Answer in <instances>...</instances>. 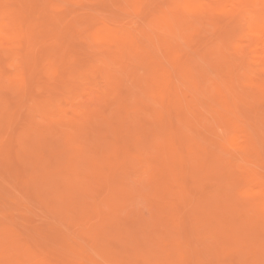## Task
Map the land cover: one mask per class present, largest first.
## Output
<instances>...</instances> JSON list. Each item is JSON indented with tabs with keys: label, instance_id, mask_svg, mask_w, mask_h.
<instances>
[{
	"label": "bare ground",
	"instance_id": "6f19581e",
	"mask_svg": "<svg viewBox=\"0 0 264 264\" xmlns=\"http://www.w3.org/2000/svg\"><path fill=\"white\" fill-rule=\"evenodd\" d=\"M7 1H5V2H7ZM38 1L39 0H35V1L34 0H24L23 2H25V4H27L25 7L27 10H28L27 7L31 8L32 6H34V3L37 2V3H35V6H36L35 7L36 9L34 10L35 12L28 10L26 13V11L24 10L25 11L24 12L23 9L21 10L20 6H18L17 4L16 5L19 7L18 9H16L17 7L14 6L15 4L13 5V4H10L8 2L5 3L4 0H0V114L2 112V114L0 115V124L2 125V128L4 130L3 137H1V138L3 140H6L9 137L7 140H9V139L12 140L10 136L13 137V135H14L13 138L16 139V134H17V139L18 138L20 139V140H18L19 144L17 146L21 145V146H19L21 149L23 147H25L26 150L29 151L28 152L29 154H27V152L23 153L25 148L22 149L23 151L17 150L15 148L16 146H14L13 142H12V144L10 143L11 141H9V143H10L9 145H13L14 151H15V149L17 150L18 154H15V156L20 155L21 153H23V154L26 153L27 155L26 154L25 155L29 159L24 157L25 155H23V154H22V158L24 157L23 159L27 160L26 162H29L28 160H30L29 163H32V164L25 163V161H24V164H27L28 167H27V165L24 166V164L22 166L21 164L23 163V161H22L23 159L20 158L21 155L19 157L21 160L19 158L17 159L16 162H18V160H20L19 161L20 165L18 164L17 170L22 167L20 169L21 172H20V170H18V172H17V174H19V173L22 174V175L19 174L16 178V179L20 178V180H17L18 182L15 181L18 183V184L17 183L16 184L19 185V187H17V188H19L21 190L20 184L22 183L23 185H21V187L24 186V188L27 189L26 191L28 192L29 188L34 190V187H31V186H34V184H35L36 185L35 187L38 189V190L36 189V192L40 191L39 189H43V188L45 189L46 188V192L49 193L51 191V189H54V186L56 187V185H57V187H58V185H59V189L61 188L60 186H63L62 187L63 189H61L63 193L62 192L61 193L57 192V193L60 195L61 194L67 195L65 198H63L64 196L62 197L63 199L68 200L66 202V204H65V202L63 203V201L61 200L63 203V205H62L63 208L65 207V205H67L65 208H68L67 216L65 215L66 219L63 218L64 216H60V214H59L60 219L63 218V220L66 221L65 222L66 224H65L64 221L62 220V222L65 224V226L67 225V223L72 226V223H73L75 225H73L72 228H74V226H78L76 224L77 222L79 223V221L84 220V218H88V216L91 217L92 215H90V214H92V213H94V217H96V218L98 215H101V217H103V218H101L100 221L98 219L99 217L97 218V220H94L95 218L91 217L92 220H94V222H99V223L101 222L100 225H99V223L96 225L95 224L92 225V226L97 227V228L95 227L97 229L96 230L97 232H95V231H92V232H95L96 235L100 234L101 238L105 239L106 234H110L113 230L115 232L117 231L116 236H115V234L112 233L111 237L113 235L115 236L114 238L117 241L114 240V243L116 242V244H117L120 242V244H117V248L115 245V248H116L117 252H119V253H121L119 249L124 248L122 246V245H124V243H126L125 244L126 250L129 251L127 244L129 242L132 243V241L133 242L138 241L140 244V242H141L140 238H141L142 240H144V242H146V244L149 245V247H147V246L144 247L145 244L143 245L142 243L140 244L141 246H139V247H138V243L137 244L134 243L135 245H132V246L134 247L137 245L138 248H141V247L144 248L145 252H143V253H145V255H144V257L142 256V259H141L142 261L138 260L139 262L141 261L142 264H211V263L214 264L216 262H218L219 264H227V263H231V264H264V263H262V262H264V257H263L264 255L262 254V252L264 251V240L263 241H257V240H259L258 236H260V240L264 237V234L261 236V234L264 233V179H263L264 175H262V177H261L260 176L261 174H259L258 171L256 170V168L254 167V164L256 165L257 157L260 159L261 158L260 156L263 152L262 151L260 152V148L258 146H256L257 137H256V135H253L255 132H257V130L255 131V126L252 125V128L254 127L252 129V131L253 130L255 131L252 134V132L249 131L250 129L246 128V123L241 118L242 115L239 112V104H240L239 101L243 97L242 96L243 94H246V97L250 100L248 105L257 106V104H256L258 102L257 100L260 101V98L263 101V104H262V101H260V103H258V105L262 104L261 108L264 105V0H167L166 8H165V6L163 7L162 5H159L157 8L156 7L154 8L155 10L157 9V11H155L154 9L151 11V9L153 7L152 8H150L149 6L146 7V3L148 5H150V3H153V1H156V0H147V2L145 0H45V2H44V0H42V2L40 1L39 3L40 4L43 3L44 6L42 8H39V9H38V7H40L42 5L39 6ZM60 1L69 2L68 4L71 7L74 5V8H76V11H77V8L84 10L87 7L91 6L93 8L94 13L93 14L89 13V12H91V7H90V10H88L89 8L86 10L89 12L81 13L83 11L82 10L81 12H79V14H76L75 9H73L72 11L75 12L76 16L74 15L75 17H72V20H74L73 18H75V21L77 22V28L75 29V21H72V22H74V28L72 27L73 24L71 25V23H70L71 28L69 26L70 30H68V23L69 22H68V20H65L66 19L65 17H67V16L64 15L63 10H67L66 12L69 13L70 11H68V10H71L72 8L69 7L70 8L69 9L68 5H65L66 3L65 4H63V2L60 3ZM9 2H11V0H9ZM21 2H19V3L21 4ZM23 2H22V4L25 6V4ZM14 3H15V1H14ZM36 4H38V7ZM61 4H63L65 9L62 8L63 6ZM127 5H130L131 9L133 7L132 11H130L131 13L133 12V14L137 11L138 8H140V12L137 13L139 16L142 14L143 9H145L147 11L145 13V15L148 14V17L145 16L147 19L145 18L146 20L144 21V23H146L145 28H143V26H142L144 24L139 23L140 19H137L138 22H135V21H133V22H135L134 25L137 26L139 24L138 27L142 26L143 29L141 27H140L141 29L140 28L138 29V27L136 28V26L133 27L134 25L129 27L126 24H122L121 22L119 23L117 21L118 17L116 18V16H114L116 20L111 18L114 15L113 13H115L114 11H111V8H112V10H115L116 12L118 10L120 12L122 11V13H120V12L119 13L124 15L125 13H123V11H125V12L129 11V9H128L129 6L127 7ZM13 6L15 7V9L13 8ZM109 6H110V9L108 8ZM155 6H157V4ZM101 8H102V10H104L106 8H107L106 9L107 11L109 10L108 12L107 11L106 12L110 13V14H107L106 12L104 13L105 15L107 14L106 16L108 18L106 16L104 18L103 17L100 18L101 15L99 16V14L95 13V12L100 11V14H101ZM134 8H135V10H134ZM141 9H142V11H141ZM29 11L31 12V14H28ZM72 11L70 12L71 15L69 14L70 16H73ZM62 13H63V15H62ZM133 14H131V16ZM69 15H68L67 19L71 18V17H69ZM109 15H110V17H109ZM143 15H144V12H143ZM225 16L228 17V19L225 18ZM223 17L226 20H223ZM135 18H136V15H135ZM220 18L225 23L227 20H230L229 23H231V26L233 28L230 27V25H228L227 23L223 24L222 21H220L221 20ZM122 19H125V18H122ZM142 20H144V19L142 18L140 21L143 22ZM136 23H138V24H136ZM197 24H202V25H200L202 28ZM59 25L62 26L61 32L60 31L58 32V29L61 28ZM203 25L204 26L206 25V27H204V28H208L211 31L210 32L209 30H207V33L209 32L210 35L213 33L211 28H213V27L215 28L214 29L215 31L212 34V35H215L213 39L211 37H209L210 35L208 34V38L210 41L208 43H206L205 41H203L201 39L204 36H203V33L201 34L200 32L206 31V29L203 30L204 29ZM208 25L209 26L212 25L213 27L209 28ZM133 28H134V30L135 29L141 30V31H139L140 34L148 37V40L151 44V47L149 46L150 48H152L154 50L155 49L161 50V52L159 51V54H158L157 50H155L157 52V53H155L154 50H151L149 48L152 51V53H151L150 50L148 49V51L151 53V55L156 54L155 56L161 55L163 58L166 57L167 61H169V63L171 62L172 63L171 65H173V67H174V69L172 68L171 70H175L176 73L173 71L171 72V70H168L169 68L165 67L166 64L165 63L163 64V61H162L163 58L162 57H161V59H150L149 58L150 57V55L148 54L149 52L147 53L146 50H144V46L148 47L147 46L148 44L147 45L143 44L144 46L139 45L138 41L140 40V36H139V34H135ZM137 30H136V32H137ZM199 35H201V36H199ZM204 35H205V33H204ZM143 36H142V42L140 41L141 43H143V40H145V38H146L145 36L144 37ZM196 36L199 37L198 40L201 39L206 44V48H207L206 50H203V52H201L202 49H199V52H198V48H195V49H197L196 52H198V55L200 57L204 58L202 60L203 61L205 60L204 62L209 64L208 66L211 68H207L208 67L207 64H206V66H203L202 64H199V63H198L199 65H194L192 63L193 57L191 58L192 59L191 61L189 60V58L188 59L186 58V60L183 59V55L178 48L180 45V42L183 41L182 46L185 43L184 46L187 48L184 49L183 53L187 54V50H189L191 52V48L193 47L191 45V43L195 42L194 40H195ZM44 38H45V40H44ZM70 38L77 39L76 41H78L79 45L81 46L79 52L83 55V60L82 59H81L82 61L79 60V56L81 54L76 56L78 58V60H76L77 59L76 57H74L75 60H74V58H71L74 60V62L76 61L77 65H78L77 68H76L75 63L73 64V60L71 62L70 58H68V56H72V55H74V52L76 53L78 51V49L76 51L75 46H74L77 44V43L74 44L76 41L72 42ZM205 38H206V36L204 37V40L208 39V38H206V39ZM46 39L47 40L49 39V41H48L49 43L47 42ZM180 39H182V41ZM1 40H3V42ZM201 40H200V42H201ZM41 41H45V43H47V45L43 46V48H41V47H42V44L44 45V43H42ZM186 42L191 46V48H188V45ZM39 43H41V44L38 45ZM193 44H196L195 47L200 46V45H198L199 43H197V38H196V43H193ZM200 44L204 45L203 43H200ZM211 44H212V46L214 44L216 46L212 47ZM234 44L235 45L237 44V45L235 46ZM238 44L240 45L241 48H238L239 47ZM79 45H78V48H79ZM208 45L211 46L212 48L208 49L209 48V47H207ZM38 46L39 47L41 46V47L39 48ZM182 46L180 45V48H182ZM184 46H183V48H184ZM231 46L232 47L235 46L233 49L235 50L234 52H235L236 57H239L237 55H240V54L242 55L240 60H233V59H235V57H233L234 54L231 57L228 54V53H231V51H232V53H234ZM142 47H143V49H142ZM236 47L239 50L240 49L242 50V52L241 51L239 52L240 54H238V53L236 54V51H237L235 49ZM199 48H203V46L199 47ZM227 48L228 49L230 48L232 50H230V51L228 50L229 52L228 51L226 52ZM141 49H142V51H141ZM185 50H186V52H185ZM196 52H195V54H196ZM2 53H5L6 56H14L15 57V55H17V56H19L18 58L22 59V63L19 66V69L21 68L20 69L21 73L18 76L17 75L15 76V74H16L15 69H17V68L12 67L14 65H12V66L8 65L11 67V70L14 68V70H15L14 75L11 74V73H13V70H12V72L11 71L7 72V71H9L10 67L6 71L7 62L4 60ZM127 53H130L131 55L129 54V56H128V55H126ZM160 53H162V54H160ZM226 53H227V55H226ZM133 54H138V55H133ZM139 55L142 58V59L140 58L141 60L138 58ZM148 55H149V57H148ZM191 55H192V53H191ZM125 56H128V57L131 56V58L136 56V58L135 57L134 58H135L137 65L142 60H146L144 62H148L147 66L146 65H143V66L140 65L142 68L144 66H146V67L143 68L144 70H141L142 68L139 69V71L141 70L140 72L138 71L139 77H137V78H135L136 76L131 77V79L135 78L134 81L136 82V85L134 82L131 83L132 85H135V86L126 84V83H128V81L126 79H123L124 76L126 77V74L123 73L124 71L122 69H119V68H121V66H122V68H124V67L126 68V66H127L128 70L125 68L124 69L126 70V72L127 71L130 72L132 70V74L134 73L133 71L136 70V69H134V67H137V66L135 63H134L135 65L133 66V62H132V60H134V59H130V58L127 59L128 57L126 58ZM225 57H226V60L224 61L223 59ZM38 58H40V60H41L40 63L39 62L37 63ZM125 58L127 61H125ZM231 58H233V59H231ZM28 59H35V62L37 63L35 65V67L37 65L41 64V65H39L41 67V69L38 68V66L36 68H38L37 69L38 71L43 70V72L46 75L45 81H47V83H49V85H47V87L51 86L52 88H53V84L51 85L50 83L54 80L57 81V78L58 79L60 78L57 81L58 84H59V82L62 85L65 83V82L64 83L62 82L63 80L62 81H60V80L63 78V77H61L62 74H64V75L66 74L65 77H66V79L68 78L67 72L69 74L71 72V76H69V77H71L72 79H75L74 81H77L78 83L81 81L84 82V80L86 81V80H88L87 78L92 76L93 79L89 78V79H92L91 80L92 82L91 81L90 82L92 84H98L99 78L96 79V77L100 76L99 75L101 72L100 68L102 67V65L106 66L105 72H107L109 79H113L114 75L117 76L116 71H118V70L115 71V68L119 67L118 72H120V70H122L123 71V72L121 71L122 74L123 75L125 74V75L123 76L121 74L122 77L118 78V81H120L122 78L124 80V82L122 81L121 86L118 87L120 89V91L118 88L114 89V90L116 91L115 94L117 93V90H118V92H120V94L114 95V93H112L114 96H112V95L107 96L108 98L110 97V99L114 97L113 99L117 100V105L112 102L113 100L111 101V104L113 103L116 106V108H115L116 113L114 112V110H112L113 113H108L107 112V109H108L107 106H105V108L107 107L106 110L102 109V108H104L103 104L108 103V101H110L108 98H106V96L101 98V99L106 98L107 102L104 103V101L102 100L101 104L98 105L99 108L97 107V109L99 111H101L100 109H102V112L106 113L107 116H109V114H110V116L113 115L112 117H105L106 115L105 114L102 115L103 114L102 112L99 113V115H98V113H94L95 111H98L97 109L94 110L93 112L87 113L89 115L92 113L91 114L92 116L95 114L98 115L97 118L95 119L96 122H97V119L99 116L100 117L104 116L103 117L104 119L102 117L101 118L99 117V119H98V122H99V120L105 121V122L102 121L103 123L98 125L102 129V131H101L100 127L98 128V126H96V124H98V123H96L95 120L90 119L92 117L91 115L89 118L86 116L87 114L84 113L86 115L83 116L82 118L80 116L81 119H78L79 117H78L77 111L75 109L70 110L72 115H71V113L69 114L67 107L65 106L66 107L65 108L63 106L64 105L63 101L64 100L67 101V99H68V97H67L68 92L62 91L63 94L60 93L61 91L59 92L60 95L62 94L61 98L65 97V96L67 97L66 99L62 98L64 100L62 101V103L61 102L59 103L61 98H60L59 94L58 95H59L60 99L56 96L57 95L56 94L57 87H56V89L53 88L54 91H52V92H55V94H53L52 92H51L52 94L49 93L51 95H54V97L53 96H51L50 98L44 97V94H43L44 91H43V93L41 91L42 95L39 92L41 97H39L38 99L36 97L37 103H35L34 102V97H35L34 94L37 96L38 91L36 93H34V91H36V89H34L36 86H33L34 82L32 84V81H30L29 79L30 78L33 79V77L35 78L38 75H37V72H35L36 76H33L35 74L34 73L35 69H33L32 67H34L33 65L35 64V62H33L34 64L32 63V66H31L27 62V61H29ZM69 60H70V63H69ZM137 61H140V62H137ZM19 62H21V61H19ZM130 62H132V64ZM79 63H80V65H79ZM68 64L69 65L73 64L74 66L72 65L73 67L71 69L73 71H76L77 73L76 72L74 73L73 71H71L70 66H68ZM16 65L18 66L19 63H17ZM79 66H80V68H79ZM129 66H130V68L132 67L131 70H129L130 69ZM69 69H70V72H69ZM74 69H76V70H74ZM209 69H210V71H209ZM62 70H64V71L62 72ZM65 70L67 71L66 73H65ZM208 71L211 72V73H209V75H208ZM214 71L216 73V76H218V73H219V75L221 74V76L218 79H216V78L214 79L213 76L215 74L212 75V72H214ZM17 72H19V71H17ZM8 73H10V74H8ZM72 73H74V76L75 75L76 76L74 77ZM113 73H115V74H113ZM177 74H178V76H177ZM128 75L131 76V74H128ZM210 75L213 77V79L211 77H209ZM93 76H96V77L94 78ZM76 77H77V79H76ZM199 78L202 79V80L200 79L201 85L204 83L205 88L203 87L202 88L203 91H200L199 94H195V93H197L196 88H195V86H196L195 83H197V80ZM109 79H108L109 82L108 81L107 82L110 85V83L112 84V81ZM131 79H129V80H131ZM7 80H9V81L7 82ZM78 80H80V81H78ZM210 80H213V81L210 84L208 83L209 85L208 84L205 85ZM245 80H246V83L254 91H251V90L241 91V90H239V88H241V87L238 88L239 84L236 85L235 82L236 81L242 82ZM115 81H117V80H115ZM202 81H203V83H202ZM37 82H38V86H39L40 81H37ZM44 82H41V84H43ZM66 83H69L68 79H67ZM78 83H76V85H74L75 83L73 82V86H77ZM117 83L118 82H116V84ZM69 84L64 88L67 91H69V95H70L71 94L70 88H72L73 86L71 85V87H69L67 89ZM80 84L82 85V83H80ZM86 84H88V83H86ZM123 84L124 85L126 84L125 87L127 85L129 86L128 88H126L127 90H129L130 88H136V89L133 90L132 92H131V90H132L131 89L130 92L129 91H128V93L125 92V94H127V95H124V94H122L123 93L122 91L126 90V89H123V88H125ZM34 85H36V82ZM83 85H85V82L83 83ZM192 85H195V86H192ZM197 85L200 88L199 83H197ZM5 86H7V87H5ZM30 86L31 87L33 86L34 91H29ZM116 86L117 85H115L114 87L116 88ZM59 87H61V86H58V88ZM110 87H111V85H110ZM5 88H7V89H5ZM14 88L18 89L17 90L18 94H16V98H18L17 99L18 102L20 99L17 96L18 95L20 96V94L27 96L28 99L26 98V100H24V101L29 102V100L33 98V102H34V103L30 102L33 105H29L28 103L23 102L24 103L23 106L25 105V103H26V106L28 105L27 107L26 106L24 107V109L25 108L29 109V112H27V110L25 109L26 114L28 113L32 117H29L28 114L26 116H23L24 118H26L27 116L29 117V118L25 119L26 124L24 123L25 122L24 118L21 117V119L24 121V122H22L23 126L21 124L19 125L20 127L22 126V131H21L20 127L17 125H15V129H13L14 126L13 127L9 126V124H10L9 113L12 112L11 110H14V108H10L11 106H9L10 104L8 102H11L12 100L10 99L11 101H8V99L5 97V94L8 96L9 95L8 93H11L10 91H12V90L15 91ZM52 88H50V89H52ZM38 89H41V88H37V90ZM44 89L42 88V90H44ZM73 90H74V88L71 89L72 94L74 92ZM94 90H95V88H94ZM110 90H112V89L110 88ZM205 90H206V92H205ZM47 91L48 90H45V94L48 95V93H46ZM198 91H199V89H198ZM255 91H258L257 93H259L258 94L259 98L257 97L258 95ZM29 92L34 93L33 95L31 93V95L33 97H31ZM111 92H113V90ZM201 92H203L204 94L208 93V94L204 95V97L208 95L207 97H205V98H207V100L204 98L206 101L203 100L202 96H201L202 98L200 97V95L203 94ZM57 93H58V91H57ZM129 93L130 94L133 93L132 95H130V96H132L131 98L133 99V102L129 96ZM39 94H38V96H40ZM72 94H71L72 97L69 96L70 99L73 98ZM106 94H109L108 90H107ZM194 95L195 96L198 95L197 96L199 98L198 100H200V98H201L205 103H210L209 100H211V98L209 96H211L213 98L211 100V102H213V103H210V105L209 104H207V105L212 107V104H214L213 106H214V108L218 114V117H219L218 118L219 119L218 121H220L219 123L216 122V125H215V122H213L214 124L211 127L212 123L209 122V118L215 113L214 108L212 107L213 109L212 108L210 109L208 107L210 109V112H208V113L211 114V112H213V114L209 115L210 117L207 116L208 120L207 119L205 120L203 117L207 115L206 113H205L206 115L204 114V112H206L207 110L205 107H203V108H205V110H202L200 105H199V107H200L199 108L197 103H194L195 102ZM29 96L31 98H29ZM115 96H116V99H115ZM126 96H128V97L126 98ZM52 97L54 99H52ZM55 97L58 100H56ZM16 98H15V100H16ZM128 98L130 99L129 101H127ZM15 100L12 101L13 104L17 103L16 102L17 100L16 101ZM198 100L196 98V102ZM202 100H200L199 102L202 103L203 102ZM130 101L132 102V104L130 103ZM85 103H86V101H85ZM205 103H204V105H205ZM108 104L111 105L110 102ZM102 105H103V107H102ZM217 105H218V107H217ZM17 107H18V105H17ZM178 107H179V110L183 112V114L181 115L182 118L180 120H179V118H177L178 120L173 118V117L176 118V117L180 116V114H181L180 111H179L180 114L178 113L179 115L173 114V111H175V113H177L176 109ZM247 107L248 106H246V108ZM6 108H9L10 112L7 111L8 109H6ZM174 108H175V110H173ZM240 108H242V107H240ZM246 108H245V110H246ZM22 109H23V107L20 110L22 111ZM187 109L189 112L186 111ZM251 109L252 108H249L248 109L249 111H244V109H243V111L245 112V114L243 113V116L246 115L247 113H250V115L248 114L249 116H247V117L245 116L247 119H248V117H250L253 114V113L251 114V112H252ZM66 110H67V113L69 115L66 114V112H65ZM192 110L194 112H192ZM35 111H39V112H41L40 114H43V116H45V118L40 116L43 118L42 121L44 120V122H45V119H47V118H48V120L50 119V121H48V122H50L49 124L51 126L49 125L50 127L46 128L47 130L42 128V126L41 127H35L36 124L39 126V123L37 122V119L39 116L38 117L35 116ZM108 111H110V110H108ZM195 111L198 114L197 113L195 114ZM262 111H264V110L262 109ZM149 112L151 115L155 116L154 120L150 121L151 122L150 124H149V119H146V116ZM258 112H259V110H257L255 112V113H257V116L259 114ZM20 113L22 115V112H20ZM171 113L173 114V116H171ZM199 113H201L204 116L201 117L202 115ZM81 114L82 113H80V115ZM84 114H82V115H84ZM12 115H14V114H11V116ZM17 115H19V114H17ZM96 115L94 117H96ZM36 117H37V119L35 121L34 118H36ZM245 117H243V118H245ZM253 117H255V116H251L250 118L254 119ZM172 118L174 120H177V122L173 121ZM202 118H203V121L205 120L204 124L201 121ZM212 118H214V117H212ZM215 118H216V116H215ZM113 119H115V120H113ZM247 119H246V121H247ZM258 119H259V122L264 125V117L258 116L257 121H258ZM5 120H7V123L5 122L3 124L2 122H4ZM15 120H17V117ZM15 120H13V121H15ZM213 120L210 119L211 122ZM90 121L94 122V126H93V122L91 123ZM207 121H208V124L209 123L211 124L210 125L211 128H209L207 126ZM20 122H18V124ZM46 122H47V120H46ZM196 122H197V124H196ZM88 123H90V124H88ZM104 123H106L107 125ZM114 123H115V126H114ZM198 123L199 124L202 123L201 124L202 126L199 125ZM222 124H224V126ZM90 125H92V127ZM248 125L250 126V123ZM9 127L12 128V130L14 132L10 131L11 129ZM17 127L20 131L16 130ZM23 127H24V129H23ZM57 127H58V130H60V128H61V131L64 130L66 132V134H63L64 136H61L60 134H62V133L59 132L60 134H58V132H57L58 130L57 131L52 130V129H57ZM64 127H66V128L63 129ZM86 127H88V129ZM89 127H91L92 130ZM261 127L263 128L262 125H261ZM2 128H0L1 131H2ZM67 128H68V130L66 131ZM95 128L98 131H101V132H99L100 135H98V132ZM110 128L112 129L113 133L110 131L111 130ZM200 128H202L203 131ZM85 129H87L86 130L87 133L85 132ZM104 129H106V130H104ZM177 129L180 131L178 132ZM257 129L259 131L258 132V134H259L260 133V130H259L260 127ZM108 130H109V132L107 133ZM204 130L206 131V133L208 135H211V137L208 136L206 133H203V132H205ZM105 132H106V134L112 135V136H108V135L105 136L106 135V134H104ZM209 132H210V134H209ZM14 133H16V134H14ZM54 133L55 134L57 133L60 136L56 135L55 137H57V136L58 137L55 139V137L52 136V135H54ZM84 133L87 135H85ZM90 133L95 134V135L89 136ZM191 133H195V134L192 135ZM261 134H263V135H261ZM261 134H259L260 140L262 139L263 143H264V133H261ZM0 135H1V133H0ZM97 135H98V137H97ZM200 135H201V137L199 138L198 136H200ZM88 136L90 139L88 138ZM175 136H177V138ZM254 136L256 138H254ZM91 137H93V138H91ZM83 139L86 141L84 142ZM92 139H94V140H92ZM95 139H97V140H95ZM177 139L180 140L179 143H178ZM51 140H53V141H51ZM260 140H259V142H260ZM57 141H58V143H55V145H52V144H54V142H57ZM88 141H89V143H88ZM99 141L101 143L98 145L97 142H99ZM177 143L180 144L181 146L178 145ZM5 144L6 143L4 142V145L1 144L2 146L1 145L0 146L4 147V146H6ZM47 144H49L48 147H46ZM85 144H87V145L90 144V145H92V146L94 145V146L92 148L91 146L89 147V145H88V150H87V148H86L87 145H85ZM22 145H24V146H22ZM179 146L185 151L182 150V152H181ZM232 147H233V149H232ZM153 149H156L155 151H158L159 153L158 154L155 153V155H158V156H155V158H153V160L156 159L155 161L152 162L150 160V162H149L150 165H153L151 167L152 171H150V174L153 175L155 177V180H157V181H159V179H160V181H162V179H163V182L155 183L153 181V182H151V184L153 183L152 185L151 184L147 185V187L144 186V188H146V190L144 188H142V186L140 184H139L140 187L137 185L138 187H136V188H140V189L142 188L141 190H144L142 193H144V194L146 193L145 194V196H146V195H148V191H149V190L147 191V188H149L150 186L152 187L154 185V187H152L153 189L150 188V191L152 194V190H155V192H154L155 195H151V197L153 196V199H154V196H157L156 194H160L161 196L158 195L157 198L159 199L161 197L160 198L161 200L156 201L157 204L156 205L154 204V206H152L150 204L152 208L157 206L156 210H155V208H153V209L150 208L151 211H153V212H154V210L156 211L152 214V216L150 214L151 219H148L150 217H147V216L145 217L142 215L143 211L141 212L139 208H141V207L144 208V206L140 207V205L138 204L139 207H137V209H139L138 211L141 212L140 215L142 216L140 218V215H138L139 213L137 214V212L136 213L134 212L136 215L133 214L134 210L137 211L136 206L135 207L129 206V207L133 208L131 210V208L130 209L128 208V205H130L129 202L127 204H124L125 202H123V200H120L119 198L121 197V199H122V196L126 197V194H128V191H124V190H127V185L125 184L126 180L129 177L131 178L132 176H134V179H135L136 177H138V175H140L139 174L140 171L137 172L138 175L136 174V171L139 168H135L133 166V167H131L132 170H130L127 163L132 165L131 163L134 162V164H139L140 167H141V164H142V166L145 165V163L143 164V162L145 160L144 158L151 159L152 157H154V154H152L153 156L151 155V157L148 156L150 154L146 155V153H148L150 150L152 152H155V151H153ZM235 149L238 152V154L235 151H233ZM11 150L8 149L7 151L6 150H2V151L8 152ZM14 151H13V153H14ZM20 151H22V152L19 153ZM47 151H49V152H47ZM152 152H150V153H152ZM185 152H186V154H185ZM0 153H2V152L0 151ZM15 153H16V151H15ZM239 153H241V154H239ZM87 154H88V156L89 155H92V156L88 157ZM238 155L240 157H238ZM241 155H243V158L245 157L246 161L242 158ZM236 156H237V158H236ZM49 157L53 161H50ZM84 157H86V159L88 157V160L90 158L89 163L92 164L91 167H89L90 164L89 165L87 164L89 169L86 167L89 170L88 172H90L91 176L93 177L92 178L93 180H91V176L88 178V181H90V180L92 181L90 183L87 182L88 184L84 182L85 179L83 180V176H82V174H86L87 171L83 168L82 169L83 172H82V170L79 168L80 166L78 165L79 160H81ZM156 157H158V158H156ZM254 157H255V159H254ZM241 158L245 161V165H244L243 171L238 167L241 170V172H239L238 169H236V167H237L236 165H238V164H236L237 162L234 159H241ZM88 160H87V163H88ZM146 161H147V159H146ZM20 162H22V163H20ZM81 162H82V160H81ZM156 163H158V164H156ZM79 164H80V162H79ZM85 165H86V163H85ZM29 166H30V169H28ZM126 166H127V168H126L127 172H128V170H129V172L130 171L133 172L134 171L133 169H136L135 173H133L134 175H132V174L130 175L129 173H125V172H121V171H119V173L120 172L123 174L125 173L124 176H123V174L121 176L118 175L117 170L120 168L126 167ZM23 167L26 170L23 169ZM148 169H150V168H148ZM23 170H25L26 172L30 171L29 173L31 175L29 176V178L26 175H25V178L21 177L24 174H26L25 171L23 174ZM84 170H85V172H84ZM33 173H34V175H33ZM145 173H146V171H145ZM182 175H184V176L188 175L190 177L192 182L190 181V179L188 182H189V184H191V183L192 184L188 185V186H189V188H191V190L193 188L192 191H190V189L186 190V188H184L185 190L183 191V188H181V186H180L181 184L177 185V186L180 187L184 193L182 191H179V189L177 187H175L174 182H175L176 178L177 179L179 178V182H180L181 180H180L179 176H182ZM153 176H151V177H153ZM156 176H157V179H156ZM158 176H160V177H158ZM26 177H27V179H26ZM213 177H216L217 181H213V180H215V178H213ZM44 178L46 179L45 182L43 180H42L43 182H41L40 180L44 179ZM85 178H86V176H85ZM125 178H126V180H125ZM149 178H150V176H148V180H149ZM167 178H169L168 181H171L170 183L166 182ZM186 178L184 177V179H186ZM138 179L140 180V178H138ZM173 179H175V180L173 181ZM208 179H211L212 182ZM146 180H147V178H146ZM146 180H144V178H143V183H144V181L146 182ZM151 180H153V179L151 178ZM46 181H48L49 183L48 182L46 183ZM129 181H131V180L128 179L127 182L129 183ZM172 181H173V185L171 184ZM208 181H210V182H208ZM19 182H20V184H19ZM40 182H41L40 185H43L45 187L39 188ZM61 182H62V184H61ZM95 182H97V184H96L97 186H95ZM98 182L101 184H99ZM131 182H130V184L133 183L134 185H136V184H138L139 181H136V184L134 182H132V183ZM252 182H255L256 184L260 183L259 185H260L261 189L260 188H259V190L255 189V191H254V187L251 186L253 188L250 191L249 185ZM36 183H38V185ZM42 183H44L46 185H48V184L51 185V186H49L50 190H49L48 186H47L48 187L47 188L46 185H44ZM237 183H239L240 186H242V187H240L239 184H237ZM133 184H132V186H133ZM147 184H149V181L147 182ZM186 184H187V182H186ZM256 184H254V185H256ZM27 185H29V188L27 187ZM192 185H193V187H192ZM98 186H102L103 188L98 187ZM40 187H42V186H40ZM51 187H53V188H51ZM155 187L158 189V191H157V189H154ZM182 187H184V185H182ZM237 187H240V188H237ZM24 188H22V189H24ZM99 188H101L103 190V193L101 190H99ZM134 188H135V186H134ZM25 189H24V191H25ZM64 189H65V191H64ZM55 190H56V188L54 190H52L53 192L51 195L48 194L49 197L54 194ZM26 191L24 193H26V195H27L28 193ZM68 191H70V193H73V195H77L76 198H74V196L72 197V195L70 196V194L64 193V192H68ZM129 191H130V189H129ZM156 191H157V193H156ZM16 192H17V194H16ZM16 192L14 191V194H16L17 196L18 195L20 196V193H21V195H24V194H22V192L19 193L18 190ZM43 192L45 193L44 190L42 191V193ZM136 192H137V190L135 191V194H132L133 191H132V193L130 191L132 196H131V194L128 196L129 197L131 196V199H132V197H134L133 195H135L134 199H132V200H135L136 196H139L138 198H140V195H141L140 192H138L139 195ZM29 193H31V191H29ZM47 193H45L44 195L47 196ZM182 193H183V195H182ZM197 193H198V195H197L198 198H194V195H196ZM31 194L33 195V197L36 196V198L38 196L37 199L36 198H34V199H36V202H37V200H38V202H40L39 205H41V204L43 205V206L41 205L42 210H43V207H45L44 210L45 209L47 210L48 207L46 208V206H47L48 201H49L50 205L52 203L51 206H54L53 205L54 201L58 200L57 197L55 198V194H54V196H52V198L50 197V199L48 196L47 197L45 196L46 200H44L45 199L44 198L42 201H41V199L43 196L40 195V193H39V195L41 197L39 195H36L35 192H32ZM122 194H124V195H122ZM16 195H15V197H16ZM128 196L126 198L123 197V199L124 198L127 199ZM145 196L143 195L144 198L149 197V195L146 197ZM23 197L24 196H20L18 198H21L20 200H22ZM39 197H40V199H39ZM18 198H17V200H18ZM26 199H27V197H26ZM118 199H119V201H118ZM150 199H152V198H150ZM8 200L9 199H7V201ZM110 200H112V201H110ZM7 201L5 203H7ZM44 201L47 203H45ZM61 201L59 203V200H58L57 201L58 204H62ZM138 201H139V199H138ZM118 202L119 203L121 202V204L118 205ZM156 202L154 201V203H156ZM195 202H197L196 207L194 205ZM5 203L3 202V207L5 206ZM43 203L45 204V206ZM150 203H152V201ZM182 203H183V205L185 203H189V205H190V203H191L192 204L191 206L195 207L194 211L192 210L191 215L196 217V218L199 216L198 220L195 219L197 224L192 227L193 229L189 228V229H191V231H188V232L186 231V228H183L186 224L183 225L182 223H180V220H181L180 216L181 215L179 216V214L184 212V210H183V212H180L182 210L183 206H179V204L181 205ZM56 205H57V203H56ZM126 205H127V208L129 210H131V212H129V210L127 209L128 211H126V214H124V215L120 214L123 212L125 213V211L122 212V209L126 210V208L125 209L123 208V206L126 207ZM189 205H186L187 207L186 206L184 207L185 210L186 209L188 210ZM60 206L61 205H59V208H60ZM178 207H180V208L182 207L181 209L179 208L180 213L176 212ZM229 207H230V209L231 208L232 209L230 210V213L228 212L229 210H227V212H226L227 214L225 215V211L223 209H226V208L229 209ZM23 208L26 209L27 207L25 208V206H24ZM191 209H193V208L190 207L189 211ZM3 210H5V209H3ZM6 210H7L6 212H8V209H6ZM29 210L27 211V209H26L25 212L29 213ZM44 210H43V212H47L46 210L45 211ZM64 210L66 211V209H64ZM70 210H72V212ZM106 210H108L109 213H107L108 211L106 212ZM222 210H223V212H222ZM60 211L63 212V214H64L63 210H60ZM1 212H3V211H1ZM51 212L52 211H50L49 214L55 215V214H52V213H55V211H53L52 213ZM127 212H129V214L130 213L131 214L128 215ZM74 213H76V214L78 213V214L76 215ZM106 213H107V215H106ZM189 213H191V212H189ZM2 214H1L2 217L0 216V220L4 216H5V219H6V217H8V219L9 218L11 219V217H12V216L11 217L6 216L5 213L3 215ZM56 215L58 216V213H56ZM126 215L129 218H132V216L135 215V218L137 219L135 221H138V217H137V215H138L140 220L144 221V218H145V221L141 222L142 223L141 225L139 222L140 220L138 221L140 227L138 224H137L138 226L136 225L137 222L134 224L133 221H129V225H128V223L126 222V219H128V218L123 217ZM184 215L187 217L191 216L188 214H184ZM226 218H228V220ZM123 219L125 220V222L123 221ZM182 219H183V217H182ZM12 220L15 222L14 219H12ZM13 221L10 220V223ZM75 221H76V223H74ZM181 221H183V220H181ZM132 222H133V224H132ZM146 222H147V227L153 225L152 231H149V227L147 230V227L145 226ZM3 223H6L5 226L11 225L13 227V223L10 224L8 222V220L7 221L2 220L1 226L3 227V229L5 227V226H3L4 225ZM82 223H85V222L83 221ZM133 225H135V226H133ZM14 226H15V224H14ZM88 226H90L89 223H88ZM112 226H113V228H112ZM132 226L135 229V231L131 230V229H133ZM136 226H137V228H139L138 229L139 231L136 229ZM80 227L82 229V226H80ZM110 227L112 230L110 229ZM144 227H146V228H144ZM188 227H190V226H188ZM142 228L145 231H143V233L141 235L140 233L142 231L141 230ZM11 229H13L12 232H14V234H16V232L14 231L16 228L15 229L11 228ZM84 229H86V227H84ZM93 229H94V227L92 228V230ZM88 230L86 229V231L83 230L80 232L83 233L84 231L87 232ZM9 231L10 230H8V232ZM89 231L91 232V227H90ZM12 232L8 233V235L9 234L11 235V236L9 235L12 238L11 241L14 242L13 237H12V234H13ZM76 232L78 234L79 231L76 230ZM103 232L105 235L102 234ZM19 233H20V231L18 232V234ZM23 233H22V235L25 234V233L24 234ZM121 233L122 234L124 233V235L121 236L120 235ZM256 233H257V235H256ZM4 234H5V232H4ZM77 234H76L77 237H78V235L80 236V234H78V235ZM83 234H85V233H83ZM87 234H88V232H87ZM91 234H93V233H90L89 236H91ZM139 234L141 237L139 236ZM206 234H207V236H206ZM27 235L25 234V236H23V237H26ZM204 235L206 236V238ZM19 236H20V234H19ZM84 236L82 235L80 237L82 238ZM86 236H85V238H86ZM93 237H94V235H92V238L90 237V239H93ZM254 237H256V238H254ZM15 238L16 237H14V239ZM21 238L18 239V241L16 238L15 241H17V242L20 241L19 244H17V246L13 245L12 243H7L5 241V236L0 238V240H2V243L0 241V264H21V263L26 264L25 263L26 261H33V262H31V264L32 263L33 264H46V262H45V261H47L46 257L40 256L38 254L35 255L36 253L34 252L33 249H31L33 247H31L29 244H27V241H25V240L22 241L23 239H21ZM95 238H97V240ZM95 238H94L95 243L98 240L100 241V239H101L100 237L98 238L97 236H95ZM114 238L113 237H112V239L109 238L110 242L113 241ZM144 238H146V239H144ZM109 239H108V242H109ZM99 241H98V243H99ZM121 241H123V242H121ZM90 242H91V240H90ZM90 242L88 243L89 247L93 248L96 246V244L94 245V243H92V242L90 243ZM105 242H106V239H105ZM193 242H197L196 247L193 245ZM100 243L97 244V246L99 245L100 249L101 250L103 249L102 250V253H103L105 247L101 248ZM90 244H92V246ZM108 244H112V242L108 243ZM108 244H107L108 248L106 247V250L109 251V249L111 247L114 248V246L110 245L111 246L110 247ZM258 244H260V246H258ZM112 245H114V244H112ZM118 245H120L121 247H119ZM65 246L67 247L68 244L67 245L63 244V247H65ZM102 246H104V244H102ZM152 246H154V249ZM66 247L64 248L65 251H66ZM146 247L148 248L147 250H146ZM258 247H259V249H258ZM138 248L136 249L137 251L134 250V252L135 251L138 252V253H136V256H138L137 254L142 253L141 251H144V250H140V252H139ZM100 249L95 248L94 250L97 253L98 252L100 253L101 251H98ZM114 249H112V250L114 252H116V250H114ZM72 250H74V249H71V251L70 250L69 251L71 253L73 252L76 255L77 254L76 251L74 250L75 251L74 252ZM67 251H68V248H67ZM67 251H66V253H67ZM108 251H106L102 255L106 257L105 261L109 263V259L107 260V258L111 257V251H109L110 254L108 253ZM134 252L130 258L132 261L129 260V262L126 259H128V256H130V255H128V256L126 255L127 257L125 259H123L122 256L124 257V255H122L120 258L119 255H121V254L117 253L118 254V255L116 254L117 257L119 256V258H120V259L118 258L120 260V261L119 260L118 261L121 262V259H122L123 261L125 260L124 262H126V264H128V263L130 264V261L133 262V264H136L137 261L135 262V259L137 260L138 258H135ZM106 253H108V254H106ZM151 253L152 254L154 253V254L152 255ZM191 254L197 255V258L194 256L195 260H193V261L190 259V256H192ZM234 254H236V257H237V260H235V261L233 259L234 257L232 258V255H234ZM66 255H68V254H66ZM102 255H100L101 258L103 257ZM117 257H116V260H117ZM112 258H113V256H112ZM229 259H230V261H229ZM23 260L25 262H23ZM118 261L116 264H119ZM110 263H111V260H110ZM27 264H29V262ZM48 264H50V263H48ZM111 264H114V262H112Z\"/></svg>",
	"mask_w": 264,
	"mask_h": 264
},
{
	"label": "rangeland",
	"instance_id": "374dc122",
	"mask_svg": "<svg viewBox=\"0 0 264 264\" xmlns=\"http://www.w3.org/2000/svg\"><path fill=\"white\" fill-rule=\"evenodd\" d=\"M5 1H7V0H4V2H5ZM12 1H13V2H12ZM14 1H15V3H14ZM21 1H22V0H21ZM21 1H20V0H17V1H16V0H11V2H9V0H8L7 2L10 3V4H13V5L15 4L14 6L17 7L16 9H18V8H19L18 6H20L21 10H22V9H23V11L25 10L26 13H27L28 10H30V11H34V10L36 9V8H35V7H36V6H35V3H37V2H35V3H34V6H32L31 8H30V7H27V8H28V10H27V9L25 8L27 4H25V2H23V1H24V0H23L22 2L25 4V6H24V5L22 4ZM34 1H35V0H34ZM40 1L42 2V0H39L38 3H39ZM145 1L147 2V0H145ZM7 2H5V3H7ZM19 2H21V4H20ZM44 2H45V0H44ZM46 2H47V1H46ZM62 2H63V1H60V3H62ZM65 3H66V4H65ZM68 3H69V2H66V1L63 2V4L68 5V8H69V7L72 8L71 10H68V11L71 12L73 9H75V11H76V8H74V5L71 7V6H69ZM16 4H17L18 6H17ZM63 4H61V5L63 6ZM156 4H157V6H155ZM36 5H37V7H38V4H36ZM40 5H42V6H40ZM159 5H162L163 7L165 6V8H166L167 0H166V1H165V0H156V1H153V3H150V5H148V4L146 3V7H147V6H149L150 8L153 7V8L151 9V11H152L155 7L157 8ZM14 6H13V8L15 9ZM39 6H40V7H38V9H39V8H42V7L44 6V4H43V3H41V4L39 3ZM128 6H129V8H128L129 11H128V12L123 11V13H125L124 15L120 14V13H122V11L120 12V11L118 10V11L116 12L115 10H112V8H111V11H114V12H115V13H113L114 15L112 14L113 17H111V18H112V19H115L114 16H116V18L118 17V18H117V21H118L119 23L121 22L122 24H126V25L129 26V27H130V26H133V25L135 24V22H138L137 19H140V20H141V19L143 18V19H144V20H142L143 22H141V21L139 20V23L145 25L146 23H144V21L147 19L145 16L148 17V14L145 15V13H146L147 11H146L145 9H143V11H142V9H141L142 14L139 16L137 13L140 12V8H138L137 11L133 14V12H132V13L130 12V11H132L133 7H132V9H131V8H130V5H127V7H128ZM75 7H76V6H75ZM90 7H91V6H90ZM90 7H87V8L84 9V10L82 9L83 11H82L81 9H78V8H77L76 14H79V12H81V11H82L81 13H83V12H89V11H86V10H87L88 8H89L88 10H90ZM62 8H64V6H63ZM70 8H69V9H70ZM108 8L110 9V6H109ZM64 9H65V8H64ZM106 9H107V8H106ZM106 9L102 10V8H101V14H100V11L95 12V13H96V14H99V16L101 15L100 18H102V17L104 18L107 14H110V13H107L109 10L107 11ZM146 9H147V8H146ZM62 10H63V9H62ZM94 10H95V9H94ZM134 10H135V8H134ZM154 10H155V9H154ZM25 11H24V12H25ZM30 11H29V12H30ZM66 11H67V10H63L64 15H66L67 17H68L69 14L71 15L70 12L68 13V12H66ZM96 11H97V10H96ZM106 11H107V12H106ZM155 11H157V9H156ZM29 12H28V14H31V12H30V13H29ZM34 12H35V11H34ZM34 12H33V13H34ZM65 12H66V13H65ZM72 12H73V16H70V15H69V17H71V18H68V19H67V17H65V18H66L65 20H68V22H69V23H68V30H70V29H69L70 23H71V25L73 24L72 27L74 28V22H72V21H75V18H73L74 20H72V17H75L76 14H75L74 11H72ZM91 12H92V13H91ZM91 12H89V13H90V14H93V13H94L92 7H91ZM105 12L107 13L106 15L104 14ZM119 12H120V13H119ZM143 12H144V15H143ZM33 13H32V14H33ZM63 13H62V15H63ZM81 13H80V14H81ZM129 13H130V14H129ZM149 13H150V12H149ZM67 14H68V15H67ZM131 14H133V15L131 16ZM74 15H75V16H74ZM103 15H104V16H103ZM128 15H129V16H128ZM135 15H136V18H135ZM30 16H31V15H30ZM106 17H107V16H106ZM109 17H110V15H109ZM107 18H108V17H107ZM122 18H125V19H122ZM145 18H146V19H145ZM225 18L228 19V17H226V16H225ZM69 19H70V20H69ZM109 19H110V18H109ZM220 19H221V18H220ZM115 20H116V19H115ZM223 20H226V19H224V17H223ZM113 21H114V20H113ZM133 21H135V22H133ZM220 21H222V19H221ZM229 21H230V20H227L226 23H227L228 25H230V27H232V26H231V23H229ZM125 22H126V23H125ZM222 23L224 24L225 22L222 21ZM226 23H225V24H226ZM136 24H138V23H136ZM141 24H140V25H141ZM207 24H208V23H207ZM232 24H233V23H232ZM60 25H61V24H60ZM60 25H59V26H60ZM144 25H142L143 28L146 27V25H145V26H144ZM197 25L200 26V25H202V24H197ZM135 26H136V25H134L133 27H135ZM138 26H139V24L136 26V28H137ZM142 26H140V27L142 28ZM208 26H209V25H208ZM208 26H207V27H208ZM60 27H61V28L58 29V32H59V31L61 32V30H62V26H60ZM140 27H138V29H139ZM200 27H201V26H200ZM200 27H199V28H200ZM204 27H206V25H205V26L203 25V28H204ZM210 27H213V26L210 25L209 28H210ZM70 28H71V26H70ZM76 28H77V22L75 21V29H76ZM141 28H140V29H141ZM143 28H142V29H143ZM201 28H202V27H201ZM232 28H233V27H232ZM205 29H206V31H204V32L201 31L200 33H201V34L203 33V36H204V37L206 36V38H208V34H209V32L207 33V30H209V29H208V28H204L203 30H205ZM214 29H215L214 27L211 28V30H212L213 33H214V31H215ZM133 30H134V28H133ZM136 30H137V29L134 30L135 34H139V36H140V40L138 41L139 45L142 46L143 44H146V45L148 44V45H147L148 47H146V46L143 45V46H144V50H146V52L148 53V52H149L148 49L151 47V44H150V42H149V40H148V37L144 35L146 38H145V40H143V43H141V42H142V36H143V35H141L140 32H139V31H141V30H137V32H136ZM191 31H192V30H191ZM209 31H210V30H209ZM138 32H139V33H138ZM210 32H211V31H210ZM69 33H70V32H69ZM69 33H68V34H69ZM204 33H205V35H204ZM213 33H212V34H213ZM212 34H211V35L209 34V35H210L209 37H211V38L213 39L215 35H212ZM137 36H138V35H137ZM139 36H138V37H139ZM144 36H143V37H144ZM199 36H201V35H199ZM138 37H137V38H138ZM204 37L201 38L203 41H205L206 43L210 42V41H209V38H208V39L205 38L206 40H204ZM48 38H49V37H48ZM196 38H197V43H199L198 45H200L199 47H202V46H203V48H199L198 46L195 47L196 44H193V43H196ZM196 38H195V40L193 39L195 42H192V43H191V45L193 46L192 48H191V46L186 42L187 45H188V48H191V52H190L189 50L186 49V50H187V54H186V53H185V54L183 53V52H184V49L187 48V47L184 46V45H185V43H184V45H183L184 48H183V46H182V42H183L182 39H180V40L182 41V42H180V45L182 46V48H180V45H179L178 48H179L180 52L182 53V55H183V59H184V60H186V58H187V59L189 58V60L191 61V60H192L191 58L193 57V62H192V63H193L194 65L202 64L203 66H206L207 63L204 62L205 60H204V61L202 60V59H204V58H203V57H200V56L198 55L199 49H202V51L200 50L201 52H203V50H206V49H207V48H206V44H205L201 39L198 40L199 37L196 36ZM70 39H71L72 42H74V41L77 40V39H74V38H73V39L70 38ZM138 39H139V38H138ZM143 39H144V38H143ZM42 40H43V39H42ZM44 40H45V38H44ZM46 40H47V39H46ZM200 40H201V42H200ZM210 40H211V39H210ZM1 41L3 42V40H1ZM48 41H49V39L47 40V42H48ZM140 41H141V42H140ZM41 42L44 43V45L42 44V47L40 46L41 48H43V46H46V45H47V43H45V41H41ZM184 42H185V41H184ZM48 43H49V42H48ZM76 43H77V44H76ZM200 43H203L204 45H202V44H200ZM40 44H41V43H39L38 45H40ZM74 44H76V45H74V46H75L76 51H77V49H78V51H77L76 53L74 52V55H75V56H74V55H72V56H68V58H70L71 62H72V60H73V59H71V58H74V57H76V56H78V55L81 54V53L79 52V51H80V48H81V46L79 45V42L76 41ZM48 45H49V44H48ZM78 45H79V48H78ZM234 45H235V44H234ZM236 45H237V44H236ZM236 45H235V46H236ZM238 45H239V44H238ZM76 46H77V47H76ZM149 46H150V47H149ZM211 46H212V44H211ZM211 46L208 45V46H207V47H209L208 49H210V48H212L213 46H216V45L214 44L212 47H211ZM235 46H234V47H235ZM38 47H39V46H38ZM40 47H39V48H40ZM234 47L231 46L232 49H233ZM195 48H198V52H196L197 49H195ZM238 48H241L240 45H239ZM238 48H237V47L235 48V49L237 50V51H236V54H237V53L240 54V53H239L240 51L242 52V50H241V49L239 50ZM142 49H143V47H142ZM142 49H141V51H142ZM150 49H151V50H154V49H152V48H150ZM150 49H149V50H150ZM232 49H230V48L228 49V48H227V50H226V49H225V50H226V52H227L228 50L230 51V50H232ZM151 50H150V52L152 53ZM155 50H157L158 54H159V51L161 52V50H159V49H155ZM155 50H154V51H155ZM186 50H185V52H186ZM238 50H239V51H238ZM229 51H228V52H229ZM234 51H235V50L233 49V52H234ZM150 52L148 53V54L150 55V57H149V55H148V57H149L150 59H161V57H162L161 55H157V56H155L156 54H155V55H154V54L151 55ZM157 52L155 51V53H157ZM195 52H196V54H195ZM188 53H189V54H188ZM191 53H192V55H191ZM231 53H232V51H231ZM231 53H228V54L230 55V57L234 54L233 57H235V59L231 58V59H233V60H240V58L242 57L241 54H240L241 56H240V55H237V56H239V57H236L235 52L232 53V54H231ZM2 54H3V58H4V60L7 62V65H6V71L9 69L10 66L14 65V66H12V67L17 68V69H15V70H16V74H15V70H14V68L12 69V70H13V73H11V74H13V75L15 74V76H16V75L18 76V75L21 73V72H20V69H21V68L19 69V66H20V64L22 63V59H21V58H18L19 56H17V55H15V57H14V56H6L5 53H2ZM76 54H77V55H76ZM129 54H130V53H127L126 55L129 56ZM160 54H162V53H160ZM130 55H131V54H130ZM133 55H138V54H133ZM226 55H227V53H226ZM229 55H228V56H229ZM16 56H17V57H16ZM128 56H125V57L127 58ZM184 56H185V57H184ZM13 57H14V58H13ZM80 57H81V58H80ZM134 57L136 58V56H134ZM134 57L131 58V56H130V57L127 58V59H129V58H130V59H134V60H132V62H133V66L136 64V61H135V58H134ZM76 58H77V57H76ZM126 58H125V61H127ZM138 58H139V59L141 58L140 55L138 56ZM162 58H163V57H162ZM41 59H42V58H41ZM81 59L83 60V55H82V54L79 56V60H81ZM141 59H142V58H141ZM141 59H140V60H141ZM28 60H29L30 62H29V61H27V62H28L31 66H32V63L35 62V59H28ZM31 60H32V61H31ZM33 60H34V61H33ZM70 60H69V63H70ZM74 60H75V58H74ZM74 60H73V64L75 63L76 68H77L78 65H77L76 61L74 62ZM76 60H78V58H77ZM82 60H81V61H82ZM223 60L225 61V60H226V57H225ZM19 61H21V62H19ZM40 61H41L40 58H38L37 63H38V62L40 63ZM144 61H146V60H142L141 62H140V61H137V62H140V63H139L138 65L136 64L137 67H134V69H136V70L133 71L135 74H134V73L132 74V70H131L132 67L130 68L131 65L129 66V68H130L129 70H131L130 72H129V71L126 72L125 69L128 70L127 66H126V68L124 67L125 69L122 68V66H121V68H119V67L115 68V71H116V70L119 71V69H122L124 72H123L122 70H120V72L122 71L123 73H125V74H126V77L124 76L125 74H124V75L122 74V72L120 73V72L116 71L117 76L114 75L115 78L113 77V79H109V78H108L107 72H105V71H106V66H105V65H102V67L100 66V67H101V68H100L101 72H100V74H99L100 76H99V77H96L97 75H96V76H93L94 78L96 77V79L99 78L98 80H99L100 82L98 81V84H92V83H91V82H92L91 80H92L93 78H92V76H91V77H89V78H92V79L87 78L88 80H86V81L84 80L85 85H83V83H84L83 81H81V82L78 83L77 81H74L75 79H72L71 77H69V76H71L70 69H71L74 65L72 64V65H73V66H72V65H69V64H68V66H70V69H69L70 74H69L66 70H65V73L67 72V76H68L67 79H68V82H69L70 84H69V83H66V82H67V79H66V77H65L66 74H65V75L62 74L63 76L61 75V77H63V78L60 80V81L63 80L62 82H63V83L65 82L66 84L64 83V84L62 85V84H60V82H59V84H58L57 81H58L60 78H59V79L57 78V81L54 80V81H52L50 84H51V85L53 84V88H54V89H56V87H57V90H56V94H57V95H56V96H57L58 98H59L60 93H62V91H64V92H68V96H67L68 99H67V101L64 100V99L67 98V97L65 96L66 94L64 95L65 97H62V98H64V99L61 98V96H62V94H63V93H62V94L60 95L61 100L59 101V103H60V102L62 103V101L64 100V101H63V103H64L63 106H64V107H65V106L67 107V109H68V113L70 114V113H71L70 110H72V109L74 110V109H75V110L77 111V114H78V117H79L78 119H81V118H82L83 116H85L87 113L93 112L94 110L97 109V107L99 108L98 105L101 104V101H102V100L104 101V103L107 102V101H106V98H108L107 96H110V95L114 96V95H116V94H120V92H118V90H117V93L115 94L116 91H115L114 89H117L119 86H121L122 81L124 82L123 79H126V80L128 81V83H126L127 81L125 82V83L128 84V85H132V84H131L132 82H134L135 85H136V82L134 81L135 78L139 77V74H138V73H139L141 70H144L143 68L146 67V66L148 65V62H144ZM162 61H163V64L165 63V64L167 65V66L165 65V67H166V68H169L168 70H171L172 68L174 69L173 65H171L172 63H171V62L169 63V61H167L166 57H164ZM202 61H203L204 63H203ZM128 62H129V61H128ZM132 62H130V63L132 64ZM17 63H19L18 66L16 65ZM37 63H36V62H35V64L33 63V64H34L33 66L35 67V65H36ZM134 63H135V64H134ZM145 63H146V64H145ZM198 63H199V64H198ZM126 64H127V63H126ZM128 64H129V63H128ZM8 65H10V66H8ZM39 65H41V64H39ZM39 65H37V66H38V68L41 69V67H40ZM79 65H80V63H79ZM140 65H141V66L146 65V66H144V67L142 68ZM208 65H209V64H207V66H208ZM37 66H36V67H37ZM139 66H140V67H139ZM168 66H169V67H168ZM34 67H32L33 69H35V70H34V73L37 72V75H38L39 77H38V76L35 77V78L33 77L34 80L31 79V78L29 79L30 81H32V84H33V82H34V84H35V82H36V85L33 84V86H36V87L34 88V89H36V91H34L33 86H32V87L30 86L29 91H34V93H36V92L38 91V92H37V96H36L33 92H31L32 95L34 94V96H35V97H34V102L37 103L36 97H37V99H38L39 97H41L43 91H44V93H43V94H44V97H49V98H50L51 96L54 97V95H51V94H52V93L55 94V92H52V91H54V89H53L51 86H48V87H47V85H49V83H47V81H45V80H46V77H45L46 75H45V73L43 72V70H42V71H41V70L38 71V70H37L38 68H36V67L34 68ZM138 67H139V68H138ZM254 67H255V66H254ZM79 68H80V66H79ZM118 68H119V69H118ZM141 68H142V69H141ZM207 68H211V67L208 66ZM255 68H256V67H255ZM33 69H32V70H33ZM139 69H141V70L139 71ZM12 70H11V67H10L9 71H7V72H10V71L12 72ZM74 70H76V69H74ZM17 71H19V72H17ZM63 71H64V70H62V72H63ZM71 71H73V70L71 69ZM103 71H104V72H103ZM115 71H114V72H115ZM138 71H139V72H138ZM172 71L175 72V70H171V72H172ZM209 71H210V69H209ZM209 71H208V75H209V73H211V72H209ZM62 72H61V73H62ZM73 72L75 73L76 71H73ZM34 73H33V74H34ZM74 73H72L73 76H74ZM76 73H77V72H76ZM136 73H137V74H136ZM175 73H176V72H175ZM8 74H10V73H8ZM33 74H32V75H33ZM102 74H103V75H102ZM104 74H105V75H104ZM113 74H115V73H113ZM121 74L124 76V78H123V79L121 78V80L118 81V78L122 77ZM128 74H131V76L128 75ZM214 74H215V75H214ZM41 75H42V76H41ZM212 75H214V76H213L214 79H215V78L218 79V78L221 76V74L219 75V73H218V76H216L215 71L212 72ZM33 76H36V73H35ZM75 76H76V75H75ZM75 76H74V77H75ZM101 76H102V77H101ZM132 76H134V77L136 76V77L133 78V79H131ZM177 76H178V74H177ZM128 77H129V78H128ZM209 77H211V78L213 79V77H212L211 75H210ZM102 78H103V79H102ZM41 79H42V80H41ZM65 79H66V80H65ZM76 79H77V77H76ZM108 79L112 81V84L110 83L111 87H110V85H109V83H108V82H109ZM129 79H131V80H129ZM200 79H201V78H199V79L197 80V83H199L200 88L198 87L197 83H195L196 86H195V85H192V86H195V88H196L197 93H195V94H199L200 91H203L202 88L204 87V83H203V81H202L203 84L201 85V81H200ZM36 80H37V81H40V82H39L40 84H41V82H44V81H45L46 83L44 82L45 84H44V83L41 84V85L39 84V86H38V82H37ZM64 80H65V81H64ZM80 80H81V79H80ZM80 80H78V81H80ZM115 80H117V81H115ZM201 80H202V79H201ZM8 81H9V80H7V82H8ZM90 81H91V82H90ZM94 81H95V80H94ZM107 81H108V82H107ZM212 81H213V80L208 81L205 85H207L208 83L210 84ZM73 82L75 83L74 85H76V83H78V85H77V86H73ZM96 82H97V81H96ZM96 82H95V83H96ZM116 82H118V83L116 84ZM71 83H72V84H71ZM80 83H82V85H81ZM86 83H88V84H86ZM93 83H94V82H93ZM235 83H236V85L239 84V85H238V88L241 87L242 89L239 88V90H241V91H249V90L254 91V90H253V89H252V88L246 83V80H245V81H242V82L236 81ZM57 84H58V85H57ZM68 84H69V86L67 87V89H68L69 87H71V85L73 86L72 88H74V90H73V91H74L73 94H72V91H71L72 88H70V92H71V94L73 95V98H71V99L69 98V96L72 97L71 94L69 95V91H67V90L64 88V87H66ZM79 84H80L81 86H80ZM119 84H120V85H119ZM126 84H125V85H126ZM209 84H208V85H209ZM42 85H43V86H42ZM56 85H57V86H56ZM115 85H117L116 88L114 87ZM123 85H124V84H123ZM125 85H124V87H125ZM128 85H127L125 88H123V89L128 88V87H129ZM135 85H132V86H135ZM40 86H41V87H40ZM54 86H55V87H54ZM58 86H61V87L58 88ZM79 86H80V87H79ZM132 86H131V87H132ZM5 87H7V86H5ZM8 87H9V86H8ZM10 87H11V86H10ZM108 87H109V88H108ZM197 87H198V88H197ZM37 88H41V89H38V90H37ZM42 88H43V89L45 88V89L42 90ZM50 88H52L53 90L50 89ZM60 88H61V89H60ZM94 88H95V90H94ZM110 88L113 90V92H111L112 90H110ZM204 88H205V87H204ZM5 89H7V88H5ZM9 89H10V88H9ZM9 89H8V90H9ZM14 89H15V91H14V90L10 91L11 93H8V94H9L8 96L5 94V97L8 99V101H11V100L13 101V100H15V98H16V94H18V93H17V92H18V91H17L18 89H17V88H14ZM31 89H32V90H31ZM58 89H59V90H58ZM62 89H63V90H62ZM118 89H119V88H118ZM131 89H132V90H131ZM135 89H136V88H130L129 90H127V89H126V90H123V91H122V92H123L122 94L127 95V94H125V92L128 93V91L130 92V90H131V92H132V91L135 90ZM193 89H194V88H193ZM198 89H199V91H198ZM201 89H202V90H201ZM45 90H48V91H49V92H48V91L46 92V93H48V95L45 94ZM65 90H66V91H65ZM107 90H108L109 94H106ZM41 91H42V93H41ZM57 91H58V93H57ZM60 91H61V92H60ZM119 91H120V89H119ZM192 91H193V90H192ZM4 92H5V91H4ZM8 92H9V91H8ZM39 92H40L41 95L39 94ZM51 92H52V93H51ZM59 92H60V93H59ZM205 92H206V90H205ZM255 92L257 93L258 91H255ZM5 93H6V92H5ZM31 93L29 92L30 95H31ZM49 93H51V94H49ZM110 93H111V94H110ZM112 93H114V95H113ZM192 93H193V92H192ZM201 93H203V92H201ZM38 94H39L40 96H38ZM58 94H59V95H58ZM93 94H94V95H93ZM105 94H106V95H105ZM132 94H133V93H132ZM132 94L129 93V96L132 95ZM206 94H208V93H206ZM206 94L203 93L202 95H200V97H201V96L203 97V100H204V101L207 100V98H205V97H207L208 95L204 97V95H206ZM258 94H259V93H257V95H258ZM32 95H31V97H33ZM46 95H47V96H46ZM105 96H106V98L101 99V98H103V97H105ZM197 96H198V95H197ZM197 96L194 95V100H195L194 103H197L198 107H199V105H200L201 108H202V110H205V108H206L207 111L204 112V114H205V113L207 114V115L205 114L206 116H204V115H202L201 113H199V114L202 115V116H201V115H200V116H201V117L204 116L203 118L206 120V119H207V116L213 114V112H211V114L208 113V112H210V109H211L212 107L214 108V106H213L214 104H212V107L209 106L210 103H213V102H211V100H212L213 98H212L211 96H209V97L211 98V100L208 99V100L210 101V103H205V102L201 99V98H202V97H201L200 100H202V101L205 103V105H206V106H205L203 102H202L203 104H202L201 102H199L200 100H198L199 98H198ZM242 96H243V97H242V98L240 99V101H239V103H240V104H239V112H240L241 115H242L241 118L245 121V123H246V128H247V129H250L249 131L252 132V134L257 130V132H255L253 135H256V137H257V139H256V146H258V147L260 148V152H261V151L263 152V153L261 154V156H260V157H261L260 159L257 157L256 165L254 164V167L256 168V170L258 171V173L261 174L260 176L262 177V175H264V151H263V150H264V143H263V140H262V139H261L262 141L260 140V135H259V134L264 133V125H263L262 123L259 122V119H258V121H257V117H258V116H259V117H264V111H262V109L264 110V108H263L264 105H263L262 108H261V105L263 104V101L261 100V98H260V101H262V104H259V105H258V103H260V101L257 100V101H258V102L256 103L257 106H254V105H248L249 102H250V100L246 97V94H243ZM11 97H12V98H11ZM17 97H19V99H20L19 102H18V100H17L18 98H16L17 101L15 100L18 104H17V103H14V104H13L12 101H11V102H8V103L10 104L9 106H11L10 108H14V110H11L13 113L10 112L9 108H6V109H8L7 111L10 112V113H9V115H10L9 117H10L11 119L9 118V120H10V121H9V122H10L9 126H10V127H13V126H14L13 129H15V125L19 126V125L21 124V125L23 126L22 122H24L26 118L32 117V116H30L28 113H27V114L29 115V117L27 116L26 118H24L23 116H26V115H27L26 112H25V109L27 110V112H29V109H28V108H25V109H24V107L26 106V103H28L29 105H33V104H31V103L33 102V98L30 99L29 102H27V101H24V100H26L27 96H24V95L20 94V96L18 95ZM31 97L29 96V98H31ZM42 97H43V96H42ZM53 97H52V99H54ZM127 97H128V96H126V98H127ZM131 97H132V96H130V98H131ZM209 97H208V98H209ZM257 97L259 98V95H258ZM22 98H23V99H22ZM60 98H59V99H60ZM113 98H114V97H113ZM113 98L110 99V97H109L108 99H109L110 101H108V103L110 102V104H111V101L113 100L112 102L115 103V104L117 105V100H114ZM196 98H197V100H198L197 102H196ZM204 98H205L206 100H205ZM10 99H11V100H10ZM27 99H28V98H27ZM41 99H42V98H41ZM55 99H56V97H55ZM73 99H74V100H73ZM77 99H78V100H77ZM115 99H116V96H115ZM131 99H132V98H131ZM56 100H58V99H56ZM71 100H72V101H71ZM129 100H130V99L128 98L127 101H129ZM248 100H249V101H248ZM77 101H78V102H77ZM83 101H84V102H83ZM85 101H86V103H85ZM89 101H90V102H89ZM91 101H92V102H91ZM209 101H208V102H209ZM23 102H26L24 106H23V104H24ZM30 102H31V103H30ZM34 102H33V103H34ZM65 102H66V103H65ZM67 102H68V103H67ZM87 102H88V103H87ZM132 102H133V99H132ZM132 102L130 101L131 104H132ZM80 103H81V104H80ZM108 103H105V104L102 103V104L104 105V108H102V109L106 110L107 107H108V109H107V112H108V113H113L112 110H114V112L116 113V111H115V108H116L115 104L112 103L111 105H109ZM127 103H128V102H127ZM130 103H129V104H130ZM75 104H76V105H75ZM207 104H209V105H207ZM256 104H255V105H256ZM17 105H18V107H17ZM103 105H102V107H103ZM141 105H142V104H141ZM242 105H243V106H242ZM27 106H28V105H27ZM27 106H26V107H27ZM105 106H107V107L105 108ZM111 106H112L113 108H112ZM195 106H196V105H195ZM246 106H248V107L246 108ZM15 107H16L17 109H16ZM22 107H23V109H22V111H21L20 109H21ZM66 107H65V108H66ZM92 107H93V108H92ZM100 107H101V106H100ZM198 107H197V108H198ZM203 107H205V108H203ZM208 107H209L210 109H209ZM217 107H218V105H217ZM219 107H220V106H219ZM240 107H242V108L244 109V111H249L248 109H249V108H252V109H251V110H252L251 114L253 113L254 115L252 114L251 116H255V117H253L254 119L250 118L251 116L248 117V119H247L246 117L250 115V113H247V112H246L247 114L243 116V113L245 114V112H244L243 109L240 108ZM244 107L246 108V110H245ZM18 108H19V109H18ZM69 108H70V109H69ZM111 108H112V109H111ZM194 108H195V107H194ZM199 108H200V107H199ZM213 108H212V109H213ZM258 108H259V109H258ZM88 109H89V110H88ZM102 109H100L101 111H99V110L97 109L98 111H95L94 113H98V115H99V113L102 112ZM216 109H217V108H216ZM254 109H255V110H254ZM17 110H18V111H17ZM81 110H82V111H81ZM108 110H110V111H108ZM173 110H175V108H174ZM173 110H172V111H173ZM195 110H196V109H195ZM251 110H250V111H251ZM257 110H259V112H258V113H259L258 116H257V113H255ZM5 111H6V110H5ZM179 111H180V110H179V107H178V108L176 109V112H177V113H175V111H173V114H174V115H175V114H178ZM186 111H188V109H187ZM198 111H199V110H198ZM20 112H22V115H21ZM65 112H66V114H68V113H67V110H66ZM180 112H181V114H180V113H179V114H180V116H181V115L183 114V112H182V111H180ZM188 112H189V111H188ZM192 112H194V111L192 110ZM199 112H200V111H199ZM214 112H215V113H214L211 117L209 116L210 118L208 117V118H209V122L212 123V125H211L210 123L208 124V121H207V126H208L209 128H211V127L213 126V124H214L213 122H215V125H216V122H218V123L220 122V121H218V120H219V119H218L219 117H218V114H217L215 108H214ZM16 113L19 114V115H17ZM40 113H41V112H39V111H35V116H37V117L39 116L38 119H37V117L34 118L35 121H36V119H37V122L39 123V126L36 124L35 127H41V126H42V128H44L45 130H47L46 128H48V127L51 126V125L49 124L50 122H48V121H50V119L48 120V118H47V119H45V122H44V120L42 121V119L45 118V116H43V114H40ZM80 113H82V114L86 113V114H84V115L81 114V115H80ZM102 113H103L102 115H104V114L106 115V113H104V112H102ZM196 113H197V112L195 111V114H196ZM240 113H239V114H240ZM1 114H2V112H1ZM1 114H0V115H1ZM11 114H14V115L11 116ZM69 114H68V115H69ZM91 114H92V113H91ZM91 114H90V115H91ZM173 114L171 113V116H173ZM179 114H178V115H179ZM197 114H198V113H197ZM248 114H249V115H248ZM4 115H5V114H4ZM4 115H3V116H4ZM7 115H8V114H7ZM71 115H72V113H71ZM71 115H70V116H71ZM88 115H89V114H87L86 116L90 118V115H89V116H88ZM95 115H96V114H95ZM95 115H93V116L91 115L92 117H91L90 119L95 120V119L97 118V116H98V115H96V117H94ZM114 115H115V114H114ZM149 115H150L151 117H150ZM40 116H42L43 118L40 117ZM70 116H69V117H70ZM80 116H81V118H80ZM112 116H113V115L110 116V114H109V116L106 115L105 117H112ZM180 116H178V117H176V118L173 117V118H174V119L179 118V120H180V119L182 118V116H181V117H180ZM192 116H193V115H192ZM197 116H198V115H197ZM215 116H216V118H215ZM245 116H246V117H245ZM256 116H257V117H256ZM16 117H17V120H15ZM21 117L24 118V121L21 119ZM99 117H100V116H99ZM99 117H98V119H99ZM101 117L103 118L104 116H101ZM101 117H100V118H101ZM147 117H148V118H147ZM212 117H214V118H212ZM243 117H245V118L247 119V121H246V119L243 118ZM154 118H155V116L151 115L150 112H149V113L147 114V116H146V119H149V124L151 123V122H150L151 120H152V121L154 120ZM173 118H172V119H173ZM203 118L201 119V121H202L203 124H204V123H205V120L203 121ZM249 118H250V119H249ZM98 119H97V122H96V120H95V122L98 123V124H96V126H98V125L102 124L103 122H105L104 120H101V121L99 120V122H98ZM103 119H104V118H103ZM172 119H171V120H172ZM174 119H173V121L177 122L178 119H177V120H174ZM210 119H212V120L214 119L215 121L213 120V121L211 122ZM251 119H252V120H251ZM13 120H15V121H13ZM21 120H22V121H21ZM46 120H47V122H46ZM113 120H115V119H113ZM166 120H167V119H166ZM207 120H208V119H207ZM12 121H13V122H12ZM20 121H21V122H20ZM41 121H42V122H41ZM102 121H103V122H102ZM147 121H148V120H147ZM5 122L7 123V120H5V121L2 122V123L4 124ZM18 122H20V123L18 124ZM90 122H91V121H90ZM92 122H93V121H92ZM92 122H91V123H92ZM11 123H12V124H11ZM16 123H17V124H16ZM24 123L26 124V121H25ZM106 123H107V122H106ZM106 123H104V124H106ZM218 123H217V124H218ZM249 123H250V126H251V127L248 125ZM46 124H47V125H46ZM88 124H90V123H88ZM107 124H108V123H107ZM107 124H106V125H107ZM172 124H173V123H172ZM196 124H197V122H196ZM198 124H199V123H198ZM201 124H202V123H201ZM201 124H199V125H201ZM45 125H46V126H45ZM49 125H50V126H49ZM176 125H177V124H176ZM210 125H211V127H210ZM215 125H214V126H215ZM222 125L224 126V124H222ZM252 125L255 126V131H254V130L252 131V129L254 128V127L252 128ZM261 125L263 126V128L261 127ZM22 126H21V127L19 126L20 129H21V131H22ZM24 126H25V125H24ZM43 126H44V127H43ZM90 126L92 127V125H90ZM93 126H94V122H93ZM114 126H115V123H114ZM196 126H197V125H196ZM201 126H202V125H201ZM203 126H204V125H203ZM10 127H9V128H10ZM91 127H89V128H91ZM99 127H100V126H98V128H99ZM102 127H103V126H102ZM106 127H107V126H106ZM216 127H217V126H216ZM248 127H249V128H248ZM259 127H260V129H259V130H260V133L258 134L259 131H258L257 128H259ZM0 128H2V125H1V124H0ZM65 128H66V127H64L63 129H65ZM86 128L88 129V127H86ZM96 128H97V127H96ZM96 128H95V129H96ZM151 128H152V127H151ZM10 129H11V130H10ZM10 129H9L10 131H13L12 128H10ZM23 129H24V127H23ZM87 129H85V132H86ZM100 129H101V127H100ZM110 129H111V128H110ZM200 129L202 130V128H200ZM204 129H205V128H204ZM16 130H17V131L19 130L18 127H17ZM52 130H53V131H57V130H58V127H57V129H52ZM67 130H68V128L66 129V131H67ZM91 130H92V128H91ZM91 130H90V131H91ZM96 130H97V129H96ZM104 130H106V129H104ZM17 131H16V132H17ZM19 131H20V130H19ZM90 131H89V132H90ZM93 131H94V130H93ZM101 131H102V129H101ZM101 131H98V130H97L98 135H100L99 132H101ZM110 131L112 132V129H111ZM177 131L179 132L180 130L177 129ZM177 131H176V132H177ZM202 131H203V130H202ZM202 131H201V132H202ZM204 131H205V130H204ZM13 132H14V131H13ZM57 132H58V134L62 133V134H60L61 136H64L63 134H66V132H65L64 130L61 131V128H60V130H58ZM59 132H60V133H59ZM89 132H88V133H89ZM108 132H109V130L107 131V133H108ZM178 132H177V133H178ZM189 132H190V131H189ZM192 132H193V131H192ZM0 133H1V135H0V145H1V144L4 145V142L6 143V144H5L6 146H4V147H1L2 145L0 146V151L2 152V153H0V198H1V199H0V216H1V214L4 212V213L6 214V216H10V217L12 216L11 219L9 218L11 221H13L12 219L15 220V222H14V221L11 222V223H13V227H12L11 225H10L11 227H10L9 225L5 226L7 222H6V223H3V224H4L3 226H5V227H4L5 230H4L3 227L1 226V222H2V220H4V221H5V220H6V221L8 220V222L10 223V220L8 219V217H6V219H5V216H4L3 218H1V220H0V221H1V222H0V226H1V227H0V236H1V237L5 236V241H6L7 243H12L13 245H16V246H17V244H19V242H20V241L17 242L18 239H20V238L22 237V238H21V239H23L22 241H24V240L27 241V244H29L31 247H33V248H31V249L34 250V252L36 253V254L34 253L35 255L38 254V255H40V256L46 257V260H47V261H45L46 264H48V263H50V264H109V263H110V260H111V263L114 262V264H116L117 261L121 258L122 255H124V257L122 256L123 259H125L128 255H130V256H128V259H126V260H128V262H129V260H131L130 258H131V255L133 254L134 250H136L139 246H141V245H140L141 243H142L143 245L145 244L144 247H145V246L149 247V245L146 244V242H144V240H142V239L140 238V241H141L140 244H139L138 241H137V242H133V241H132L133 244H132L131 242H129V243L127 244V245H128V246H127V247H128V250H129L130 252L126 250V245H125L126 243H124V245H122V246L124 247L123 249H122V248L119 249L121 253L117 252V250H116V248H117V244H120L119 241H118L119 243H117V244H116V242L114 243V240L117 241V240L114 238V237L116 236V234H117V233H116L117 231L115 232V231L113 230L114 232L112 231L110 234H106V235H105L104 232H103L102 234L105 235L106 242H105V239H104V238H103V239L101 238L100 234H99V235H96L95 232H97V231H96V230H97V229H96L97 227H96V226H92V225H93V224L96 225V224L99 223V222H94V220H97L98 217H99V218H98L99 221H100V219L103 218V217H101V215H98L97 218H96V217H94V213L90 214V215H92L91 217H94V218H95L94 220H92V218H91L90 216H88V218H84V220L79 221V223H78V222L76 223V221H75L74 223H76V224L78 225V226H74L75 229L72 228L73 225H75V224H73V223H72V226L69 225L68 223H67L68 226H67V225L65 226V224H66L65 222H66V221H64L63 218L66 219V216H67V213H68V208H65L67 205H65L64 208H63L62 205H63L64 202H65V204H66V202L68 201L67 199H63V198H65L67 195H66V194H65V195H64V194H63V195L61 194V195H60V194L57 193V192H59V193L62 192L61 189H63V188H62L63 186H60V187H61L60 189H59V185H58V187H57V185H56V187L54 186V189L56 188V190L54 191L55 198L57 197V199L59 200V203H60L61 200L63 201V203H62V201H61L62 204H58V202H57L58 200H55L54 203H53L54 206H51L52 203H51V205H50V203H49L48 200H47L48 203L44 201L45 203H47L46 208H47V207H48V208H47V210L45 209L47 212H43V210H44L45 207H43V210H42L41 207H42L43 205H42V204H41L42 206L39 205L40 202H38V200H37L38 203L36 202V199L38 198V196H37V198H36V196L33 197V195H32L31 193H32V192H35L36 195H39V193H40V195L43 196L42 199H41V201H42V200L45 198V196H46V195H44V194L47 193V192H46V188H45V189L43 188V187H45V186L40 185V184H41V182H43V181L45 182L46 179L44 178V179H41V180H40L41 182L39 183V185L42 186V187L39 186V188H43V189H39L40 191H37V192H36V189H37V188L35 187L36 185H35L34 183H33L34 186H31V187H34V190L30 189V188H29V185H27V187L29 188V191H31V193H29V191L27 192V191H26L27 189H25L24 186L21 187V185H23V184H22V183L20 184V182H19V184H20V188H21V190H20L19 188H17V187H19V185H17V184H18V183H17V182H18L17 180H20V178L16 179L17 176L20 174V173L17 174V172H18V170H20V169L22 168V167H21L20 169L17 170V166H18V164H19V161L21 160L20 158H22V154H23L24 152H27V154H29V153H28L29 151H27L25 147L22 148V149L25 148V150L23 151V150L19 147V146H21V145L17 146V145L19 144V143H18V140H20V139H19V138L17 139V134H16V133H14V134H16V139L13 138L14 135H13V137L10 136L12 140H10V139L7 140L9 137H8L6 140H3V139L1 138V137H3V134H4V130H3V128H2V131L0 130ZM86 133H87V132H86ZM93 133H94V132H93ZM95 133H96V132H95ZM112 133H113V132H112ZM112 133H111V134H112ZM203 133H206V131L203 132ZM256 133H257L258 135H257ZM12 134H13V133H12ZM58 134H57V133H56V134L54 133V135H52V136L55 137V136L58 135ZM84 134H85V133H84ZM96 134H97V133H96ZM104 134H106V132H105ZM104 134H103V135H104ZM191 134L193 135V134H195V133H191ZM206 134H207V133H206ZM209 134H210V132H209ZM60 135H58V136H60ZM85 135H87V134H85ZM92 135L94 136L95 134H92V133L89 134V136H92ZM98 135H97V137H98ZM107 135H108V134H106L105 136H107ZM174 135H175V134H174ZM203 135H204V134H203ZM207 135H208V134H207ZM261 135H263V134H261ZM58 136H57V137H58ZM89 136H88V138H89ZM108 136H112V135H108ZM204 136H205V135H204ZM208 136L211 137V135H208ZM258 136H259V137H258ZM57 137H55V139H56ZM175 137L177 138V136H175ZM198 137L200 138L201 135L198 136ZM198 137H197V138H198ZM202 137H203V136H202ZM206 137H207V136H206ZM256 137L254 136V138H256ZM84 138H85V137H84ZM91 138H93V137H91ZM199 138H198V139H199ZM51 139H52V138H51ZM53 139H54V138H53ZM89 139H90V138H89ZM258 139L260 140V142H259ZM83 140H84V139H83ZM87 140H88V139H87ZM92 140H94V139H92ZM95 140H97V139H95ZM257 140H258V141H257ZM1 141H2V142H1ZM9 141H11V142H10L11 144H12V142H13V144H14V146H16L15 148H16L17 150H22V151H23V153H21L22 151L19 152V153H21V154H20L21 157H20V155H16V156H15V154H18V153H17V150L15 149V151H16V153H15V151L13 150V149H14V148H13V145H9V144H10ZM51 141H53V140H51ZM85 141H86V140H84V142H85ZM90 141H91V140H90ZM127 141H128V140H127ZM127 141H126V142H127ZM177 141H178V143H179L180 140L177 139ZM261 142H262V143H261ZM15 143H16V144H15ZM55 143H58V141H57V142H54V144H52V145H55ZM88 143H89V141H88ZM95 143H96V142H95ZM97 143H98V145H99L101 142L99 141V142H97ZM127 143H128V142H127ZM178 143H177V144H178ZM7 144H8V145H7ZM50 144H51V143H50ZM93 144H94V143H93ZM48 145H49V144H47L46 147H48ZM85 145H87V144H85ZM88 145H89V147L91 146L92 148H93V146H94V145L92 146V145H90V144H88ZM88 145L86 146L87 150H88ZM178 145H180V144H178ZM239 145H240V144H239ZM11 146H12V147H11ZM22 146H24V145H22ZM96 146H97V145H96ZM96 146H95V147H96ZM180 146H181V145H180ZM180 146H179V147H180ZM240 146H241V145H240ZM18 147H19L20 149H19ZM97 147H98V146H97ZM262 148H263V149H262ZM1 149H2V150H6V151H7L8 149H10V150L12 149V150L14 151V153H13L12 150H11V151H8V152H5V151L3 152ZM96 149H97V148H96ZM96 149H95V150H96ZM184 149H185V148H184ZM232 149H233V147H232ZM151 150H152V149H151ZM151 150H150L148 153H146V155L150 154V155H148V156L151 157V155L154 154V157H152L151 159L144 158L145 160H144L143 164L145 163L146 166H145V165L142 166V164H141V167H140L139 164H134V162L131 163L132 165H130L129 163H127V165H128V167L130 168V170H132L131 167H133V166H134L135 168H139V169L136 171V174L138 175L137 172L140 171V172H139L140 175H138V177H136L137 175L135 176L137 179H136V178L134 179V176H132L131 178H130V177L128 178L129 180H131V181L134 182L135 184H136V181H139L138 184H136V185H134L131 181H129V183H128V182H127L128 179L126 180V178H125V180H126L125 184L127 185V190H124V191H128V194H126L127 192L125 193V194H126V197H127L128 195H130V194L132 193V191H133L132 194H135V191L137 190L136 193L138 194V192H140V194H141V195H140V198H138L139 196H136L135 200H132V199H134V197H135V195H133L134 197H132V199H131L132 194H131L130 197L128 196L127 199H125V198H126L125 196H122V195H124V194L121 195V196H122V199H121V197L119 198L120 200H123V202H125L124 204H127V203L129 202V204H130V205H128V208H129V209H130L131 207H133V206H134V207L136 206V209H137V207H139V205H140V207H141V206H144V208L141 207V208H139V209H140L141 212L143 211V213H142L143 216H145V217H146V216H147V217H150V218H148V219H151L152 214H153L154 212H156L155 210L157 209V206H156V207H153V208H155L154 212L151 211V209H153V208L151 207V205H152V206H154V204L156 205V204H157L156 201L161 200V199H160L161 197H160L159 199L157 198V196L160 195V194H156L157 196H154V199H153V196L151 197V195H155V193H154L155 190H152V194H151V191H150V188L153 189L152 187H154V185H153L152 187L150 186L149 188H147V191H148V190L150 191V192L148 191V195H149V197H147L148 199L143 197V195L145 196L146 193H145V194L142 193L144 190H141V189L144 188V186L147 187V185H150L151 182H153V181H154L155 183L163 182V179H162V181H160V179H159V181H157V180H155V177H154L153 175L150 174V171H152V170H151V167H152L153 165H150L149 162H150V160H151L152 162L155 161L156 159L153 160V158H155V156H158V155H155V153H156V154L159 153L158 151H155L156 149H153V151H155V152H152ZM180 150H181V152H182L183 149L180 147ZM183 151H185V150H183ZM233 151H235V152L238 154V152L236 151V149L233 150ZM10 152H11V153H10ZM47 152H49V151H47ZM150 152H152V153H150ZM87 153H88V152H87ZM25 154H26V153H25ZM25 154H23V155H25ZM27 154H26V155H27ZM100 154H101V153H100ZM100 154H99V155H100ZM185 154H186V152H185ZM239 154H241V153H239ZM26 155H25L24 157L28 158ZM28 156H29V155H28ZM87 156H88V154H87ZM89 156L91 157L92 155H89ZM89 156H88V157H89ZM94 156H95V155H94ZM143 156H144V155H143ZM152 156H153V155H152ZM241 156H242V158H243V155H241ZM19 157H20V158H19ZM24 157H23V158H24ZM88 157H87V159H86V157L82 158V159H81L82 162H81V160H79L80 164H79V162H78V165L80 166L79 168H80L81 170L84 168V169L87 171L86 174H82V176H83V180L85 179V180H84L85 183H87V182L90 183V182H92L91 180H93V179H92L93 177L91 176V173L88 172V171H89V170H88L89 167H91V165H92V164L89 163L90 158H89V160H88ZM238 157H240V156L238 155ZM18 158H19L20 160H18V162H16ZM23 158H22V159H23ZM156 158H158V157H156ZM236 158H237V156H236ZM242 158H241V159H234V160H236L237 163H236L235 161H234V162H235L236 164H238V165H236V166H237L236 169H238L239 172H241V170L243 171V169H244V165H245V161H246V160H245V157L243 158L245 161H244ZM28 159H29V158H28ZM49 159H50V157H49ZM146 159H147V161H146ZM254 159H255V157H254ZM87 160H88V163H87ZM148 160H149V161H148ZM22 161H23V163L20 162V163H22V164H21L22 166H23V164H24V161H25V163H29V162H30V160H28L29 162H26L27 160H24V159H23ZM50 161H53V160L50 159ZM146 162H147V163H146ZM152 162H151V163H152ZM85 163H86V165H85ZM29 164H32V163H29ZM87 164H88V165L90 164L89 167L87 166ZM156 164H158V163H156ZM19 165H20V164H19ZM25 165H27V164H24V166H25ZM81 166H82V167H81ZM27 167H28V165H27ZM86 167H87L88 169H87ZM238 167H239L241 170H240ZM126 168H127V166L118 169V170H117V171H118V175L121 176V175L123 174V173H121V172H125V173H129L130 175H131V174L134 175L133 173H135V170H136V169H133L134 171H133V172L130 171V172H131V173H130L129 170H128V172H127V169H126ZM129 168H128V169H129ZM143 168H144V169H143ZM148 168H150V169H148ZM23 169H25V168L23 167ZM28 169H30V166H29ZM145 169H146V170H145ZM25 170H26V169H25ZM25 170H23V174H24V171H25ZM85 170H84V172H85ZM125 170H126V171H125ZM119 171H121V172L119 173ZM141 171H142V172H141ZM143 171H144V172H143ZM145 171H146V173H145ZM148 171H149V172H148ZM183 171H184V170H183ZM20 172H21V170H20ZM25 172H26V171H25ZM27 172H28V171H27ZM27 172H26V174H24V175L21 176V177H22V178H25V175H26V176H28V178H29V176H30L31 174L29 173L30 171H29L28 173H27ZM31 172H32V171H31ZM82 172H83V170H82ZM185 172H186V171H185ZM125 173H124V174H125ZM27 174H28V175H27ZM124 174H123V176H124ZM142 174H143V175H142ZM20 175H22V174H20ZM33 175H34V173H33ZM84 175L86 176V178H85ZM90 176H91V180L89 179L90 181H88V178H89ZM128 176H129V175H128ZM148 176H150L149 180H148ZM151 176H153L154 178L151 177ZM187 176H188V175H187ZM187 176H184V175L179 176V177H180V180H181L180 182H179V178H178V179L176 178V180L173 179V181L175 180L174 185H175V187H177V188L179 189V191H182L181 188H183V191L185 190L184 188H186V190H187V189H188V190L190 189V191L193 190V188H192V190H191V188H189V186H188V185H191V184H192V183H191L192 181H191L190 177L188 176V177H189V178H188ZM158 177H160V176H158ZM167 177H168V176H167ZM184 177H185V178L187 177V178H186L187 180L184 179ZM138 178H140V180H141L142 182H141ZM141 178H142V179H141ZM143 178H144V180H146V178H147L146 182L144 181V183H143ZM151 178H152L153 180H151ZM213 178H215V180H213V181H217V180H216V177H213ZM26 179H27V177H26ZM156 179H157V176H156ZM189 179H190V181H191V182H190L191 184H189V182H188ZM211 179H212V178H211ZM211 179H208V180L211 181ZM263 179H264V176H263ZM23 180H24V179H23ZM42 180H43V181H42ZM168 180H169V178H167V181H166V182L170 183L171 181H168ZM177 180H178V181H177ZM182 180H183V181H182ZM15 181H17V182H15ZM30 181H31V180H30ZM94 181H95V180H94ZM148 181H149V184H147ZM173 181H172V183H171L172 185H173ZM176 181H177V182H176ZM210 181H208V182H210ZM21 182H22V181H21ZM32 182H33V181H32ZM47 182H48V181H46V183H47ZM101 182H102V181H101ZM130 182L133 184V186H132V184H130ZM140 182H141V183H140ZM186 182H187V184H186ZM211 182H212V181H211ZM16 183H17V184H16ZM48 183H49V182H48ZM88 183H87V184H88ZM98 183H99V182H98ZM155 183H154V184H155ZM178 183H179V184H178ZM205 183H206V182H205ZM36 184L38 185V183H36ZM42 184H44V183H42ZM61 184H62V182H61ZM63 184H64V183H63ZM96 184H97V182H95V186H97ZM99 184H101V183H99ZM139 184L142 186L141 189H140V188H136V187H138V186L140 187ZM152 184H153V183H152ZM152 184H151V185H152ZM180 184H181V185H180ZM237 184H239V183H237ZM237 184H236V185H237ZM254 184H256V183H255V182H252V183L249 185V190H250V191H251V189H252L253 187H254V191H255V189H256V190H259V188H260V185H259V184H260V183H257L258 185H257V184L254 185ZM16 185H17V186H16ZM44 185H46V184H44ZM137 185H138V186H137ZM177 185H180L181 188L178 187ZM182 185H184V187H182ZM47 186L49 187V186H51V185L48 184V185H46V187H47ZM134 186H135V188H134ZM237 186H238V185H237ZM239 186H240V184H239ZM251 186H253V187H251ZM48 187H47V188H48ZM64 187H65V186H64ZM66 187H67V186H66ZM98 187H102V186H98ZM129 187H130V188H129ZM131 187H132V188H131ZM192 187H193V185H192ZM240 187H242V186H240ZM240 187H237V188H240ZM22 188H24L25 191H26L29 195H28V194L26 195V193H24V192H25L24 189H22ZM51 188H53V187H51ZM102 188H103V187H102ZM104 188H105V187H104ZM54 189H51V191H50L49 193H47V196H48V197H49L48 194L51 195L52 192H53L52 190H54ZM57 189H58V190H57ZM65 189H66V188H65ZM65 189H64V191H65ZM129 189H130L131 193H130ZM144 189L146 190V188H144ZM154 189H157V188L155 187ZM178 189H177V190H178ZM260 189H261V188H260ZM17 190L19 191V193L22 192V194H24V195H21V193H20V196H24L22 200H20L21 198H18V197H20L19 195H18V196L16 195V194H17V192H16ZM37 190H38V189H37ZM41 190H42V191L44 190L45 193H44V192L42 193ZM49 190H50V187H49ZM99 190H101L102 193H103V190H102L101 188H99ZM134 190H135V191H134ZM139 190H140V191H139ZM247 190H248V189H247ZM14 191L16 192V194H14ZM147 191H146V192H147ZM157 191H158V189H157ZM157 191H156V193H157ZM183 191H182V192H183ZM161 192H162V191H161ZM161 192H160V193H161ZM62 193H63V192H62ZM64 193L70 194V196L72 195V197L74 196V198H76V196H77V195H73V193H70V191H68V192H64ZM123 193H124V192H123ZM149 193H150V194H149ZM183 193H184V192H183ZM183 193H182V195H183ZM54 194H53L52 196H54ZM11 195H12V196H11ZM15 195H16V197H15ZM40 195H39V196H40ZM56 195H57V196H56ZM59 195H60V196H59ZM103 195H104V194H103ZM103 195H102V196H103ZM138 195H139V194H138ZM148 195H146V196H148ZM180 195H181V194H180ZM197 195H198V193H197L196 195H194V198H198ZM47 196H46V197H47ZM52 196H50V197L52 198ZM63 196H64V197H63ZM141 196H142V197H141ZM146 196H145V197H146ZM160 196H161V195H160ZM8 197H9V198H8ZM13 197H14V198H13ZM26 197H27V199H26ZM40 197H41V196H40ZM40 197H39V199H40ZM50 197H49V199H50ZM62 197H63V198H62ZM68 197H69V196H68ZM123 197H125V198L123 199ZM17 198H18V200H17ZM34 198H36V199H34ZM53 198H54V197H53ZM137 198L139 199V201H138ZM150 198H152L153 200L150 199ZM5 199H6V200H5ZM7 199H9V200L7 201ZM119 199H118V201H119ZM136 199H137V200H136ZM44 200H46V198H45ZM64 200H65V201H64ZM90 200H91V199H90ZM6 201H7V203H5ZM24 201H25V202H24ZM110 201H112V200H110ZM133 201H134V202L136 201V202L134 203ZM151 201H152L153 204L150 203ZM154 201H155L156 203H154ZM3 202L5 203V206H6V207L4 206L5 208L3 207ZM55 202L57 203V205H56ZM138 202H139V203H138ZM41 203H42V202H41ZM132 203H133V204H132ZM196 203H197V202L194 203L195 207H196V205H197ZM198 203H199V202H198ZM43 204H44V203H43ZM119 204H121V202H120V203L118 202V205H119ZM122 204H123V203H122ZM136 204H137V205L139 204V205L137 206ZM150 204H151V205H150ZM1 205H2V206H1ZM38 205H39V206H38ZM55 205H56V206H55ZM59 205H61L60 208H59ZM186 205H189V203H185L184 205H183V203H182L181 205L179 204V206H183V208H184ZM191 205H192V204L190 203V205L188 206V207H189L188 210L186 209L188 212L185 210V208L183 209L182 207H181L182 210H181L180 212H183V210H184V212H185V213L183 212L184 214L191 215V214H192V210L194 211V209H195V207H194V206H191ZM24 206H25V208L27 207V208H26L27 211H28L29 209H30L31 211L29 210V213H26V212H25L26 209L23 208ZM44 206H45V204H44ZM57 206H58V207H57ZM121 206H122V205H121ZM121 206H120V207H121ZM129 206H131V207H129ZM2 207H3V208H2ZM186 207H187V206H186ZM190 207H192L193 209H191V210L189 211ZM61 208H62V209H61ZM123 208H124V209L126 208V210H123V209H122V212L125 211V213H124V212H123V213H120V214H122V215L126 214V211L129 210V209L127 208V205H126V207L123 206ZM150 208H151V209H150ZM179 208H180V207L177 208V211H176L177 213H180V212H179ZM181 208H180V209H181ZM3 209H5V210H3ZM6 209H8V212H9V213L6 212V211H7ZM64 209H66V211H65ZM120 209H121V208H120ZM127 209H128V210H127ZM132 209H133V208H131V210H132ZM139 209H137V211L134 210V211H133V214H135V213L137 212V214L139 213L138 215H140L141 212L138 211ZM219 209H220V208H219ZM231 209H232V208H231ZM231 209H230V207H229V209H228V208L223 209V210L225 211V215L227 214V213H226L227 210H229L228 212L230 213V210H231ZM45 210H44V211H45ZM60 210H63V211H64V214H63V212H61ZM131 210H129V212H131ZM167 210H168V209H167ZM223 210H222V212H223ZM1 211H3V212H1ZM50 211H52V212L55 211V213H52V212H51V213H52V214H55V215H56V213H58V216H57V215L55 216V215H51V214H49ZM70 211L72 212V210H70ZM107 211H108V210H106V212H107ZM120 211H121V210H120ZM71 212H70V213H71ZM129 212H127L128 215L131 214V213L129 214ZM134 212H135V213H134ZM189 212H191V213H189ZM4 213H3V214H4ZM107 213H109V211H108ZM107 213H106V215H107ZM144 213H145V214H144ZM183 213H180V214H179V216L181 215V216H180L181 220H183V221H181V220L179 219V220H180V223H182L183 225L186 224L183 228H186V231H187V232H188V231H191V229H193L192 227L195 226V225L197 224L196 220H198L199 216H198L197 218L194 217V216H192V215H191L190 217H189V216L187 217V216H185ZM3 214H2V215H3ZM59 214H60V216H64V217H63L62 219H60ZM72 214H73V213H72ZM74 214H76V213H74ZM77 214H78V213H77ZM77 214H76V215H77ZM120 214H119V215H120ZM150 214H151V216H150ZM65 215H66V216H65ZM95 215H96V214H95ZM135 215H136V214H135ZM135 215H133L134 217L131 215L132 218L127 217V215H126V216H123V217H125V218H126V217L128 218V219H126V222L128 223V225H129V221H133L134 224L137 222L136 225H137V224L139 225V223H138V221L140 220V219H139V216L137 215V217H138V221H135V220H137V219L135 218ZM230 215H231V214H230ZM104 216H105V215H104ZM1 217H2V216H1ZM120 217H121V216H120ZM141 217H142V216L140 215V218H141ZM182 217H183V219H182ZM90 218H91V219H90ZM143 218H144V217H143ZM146 219H147V218H146ZM148 219H147V220H148ZM186 219H187V220H186ZM188 219H189V220L191 219V220L189 221ZM195 219H196V220H195ZM226 219L228 220V218H226ZM62 220L64 221L65 224L62 222ZM127 220H128V221H127ZM200 220H201V219H200ZM16 221H17V222H16ZM83 221H84L85 223H82ZM123 221L125 222L124 219H123ZM144 221H145V218H144ZM144 221L140 220V221H139V222H140V225L142 224L141 222H144ZM80 222H81V223H80ZM133 222H132V224H133ZM11 223H10V224H11ZM88 223H89L90 226H88ZM100 223H101V222H100ZM100 223H99V225H100ZM127 223H126V224H127ZM199 223H200V222H199ZM14 224H15V226H14ZM84 224H85L86 226H85ZM130 224H131V223H130ZM138 225H137V226H138ZM140 225H139V227H140ZM80 226H82V229H81ZM133 226H135V225H133ZM133 226H132V228H133ZM137 226H136V229L138 230L139 228H137ZM143 226H144V225H143ZM143 226H142V227H143ZM145 226L147 227V222H146V225H145ZM188 226H190V227H188ZM84 227H86L87 230H88V229L90 230V227H91V232L88 230V231H87L88 234H87V232H85L86 229H84ZM93 227H94V229L92 230ZM95 227H96V228H95ZM146 227H144V228H146ZM148 227H149V231H152V229H153V225H152V226H148ZM148 227H147V230H148ZM7 228H8V229H7ZM9 228H10V229H9ZM11 228H14V229L16 228V229L14 230V231L16 232V234H14V232H12L13 229H11ZM71 228H72V229H71ZM76 228H77V229H76ZM98 228H99V227H98ZM112 228H113V226H112ZM189 228H191V229H189ZM80 229H81V230H80ZM110 229H111V227H110ZM150 229H151V230H150ZM3 230H4V231H3ZM8 230H10V231L13 233V234H12V237H13L14 242L11 241V240H12V238L10 237L11 235H10V234H9L10 236L8 235V233H11V232H10V231L8 232ZM76 230L79 231L78 234H80V236H82V235L84 236V235L86 234V235H87V236L85 235L86 238H85V236L81 238V237L77 234ZM83 230H85V231L83 232V233H85V234H83L82 232H80V231H83ZM111 230H112V229H111ZM115 230H116V229H115ZM131 230H134V231H135L134 228L131 229ZM141 230H142V231H141L140 234L142 235L143 231H145V230H144L143 228H142ZM19 231H20V233H19L20 236H19V234H18ZM92 231H95V232H92ZM138 231H139V230H138ZM4 232H5V234H4ZM7 232H8V233H7ZM23 232H24L26 235H27V234H28V235H27L26 237H23V236H25V234H24ZM22 233H23L24 235H22ZM81 233H82V234H81ZM90 233H93V234H91V236H89ZM112 233L115 234V236H114V235L112 236V237L114 238L113 241H111L112 244H114V245H112V244H108V243H111V242H110V239H112V237H111ZM76 234L78 235V237L76 236ZM134 234H135V233H134ZM140 234H139V236H140ZM263 234H264V233H262L261 236H262ZM92 235H94V237H93V239H90V237L92 238ZM120 235L122 236V235H124V233H123V234L121 233ZM137 235H138V234H137ZM256 235H257V233H256ZM8 236H9L10 238H9ZM95 236H97L98 238L100 237V238H101L100 241L98 240L99 243L101 242L102 244H104V246H102V244L100 243L101 248H104V247H105L103 253H105L106 251H108V250H106L107 244H108L109 246H110V245H111V246H114V248H115V245H116V248H115V249L112 248V247L110 246L112 249L116 250V252H114V251L109 247V248L111 249V250L109 249V251H111V257H110V258H107V260L109 259V263L105 261L106 257L102 255V254H103V253H102V250H103V249L101 250V249H100V246H99V245L97 246V244H99L98 241H97L96 243L94 242V238H95ZM107 236H108V237H107ZM121 236H120V237H121ZM204 236H205V235H204ZM206 236H207V234H206ZM206 236H205V238H206ZM1 237H0V238H1ZM14 237L17 238V241H15L16 238L14 239ZM19 237H20V238H19ZM87 237H88V238H87ZM140 237H141V236H140ZM256 237H257V236H256ZM256 237H254V238H256ZM109 238H110V239H109ZM261 238H262V237H261ZM95 239L97 240V238H95ZM108 239H109V242H108ZM144 239H146V238H144ZM147 239H148V238H147ZM258 239H259V240H257V241H263V240H264V237L260 240V236H258ZM90 240H91L92 243H94V245L96 244V246L98 247V248H97V247L95 246V247H93L94 249H95V248H96V249H100V250H98V251H101L100 253L98 252L99 254H98L93 248H91V247L88 246V245H89L88 243L90 242ZM96 240H95V241H96ZM119 240H120V239H119ZM0 241H1V243H2V240H0ZM10 241H11V242H10ZM148 241H149V240H148ZM192 241H193V240H192ZM15 242H16V243H15ZM91 242H90V243H91ZM121 242H123V241H121ZM65 243H66V244H65ZM134 243H135V244L138 243V247H137V245L133 247L132 245H135ZM147 243H148V242H147ZM63 244H64V245H67V244H68L67 247L65 246V247H66V251H67V248H68L67 253H66V251L64 250L65 247H63ZM262 244H263V243H262ZM90 245L92 246V244H90ZM94 245H93V246H94ZM130 245H131V246H130ZM179 245H180V244H179ZM179 245H178V246H179ZM193 245L196 247V246H197V242H193ZM118 246L121 247L120 245H118ZM256 246H257V245H256ZM258 246H260V244H258ZM129 247H130V248H129ZM147 247H146V250L148 249ZM152 247H153V249H154V246H152ZM155 247H156V246H155ZM70 248H71V249H74V250L76 251L77 254L75 255L73 252H72V253H73V254H72V253L70 252V251H71ZM107 248H108V247H107ZM141 248H142V249H141ZM141 248H138L139 252H140V250H144L143 247H141ZM258 249H259V247H258ZM69 250H70V251H69ZM74 250H72V251H74ZM105 250H106V251H105ZM121 250H122V251H121ZM233 250H234V249H233ZM75 251H74V252H75ZM109 251H108V253L110 254ZM125 251H126V252H125ZM136 251H137V250H136ZM136 251L134 252V253H135V258H138V259H137V260H136L135 258H134V259H135V262L137 261L136 264H140L141 261H142V260H141V259H142V256L144 257V255H145V253H143V252H145V250H144V251H141L142 253L137 254L138 256H136V253H138V252H136ZM122 252H123V253H122ZM153 252H154V251H153ZM108 253H106V254H108ZM114 253H115V254H114ZM117 253L121 254V255H119L120 258H119V256L117 257V255H118ZM128 253H129V254H128ZM66 254H68V255H66ZM112 254H113V255H112ZM116 254H117V255H116ZM151 254H152V253H151ZM153 254H154V253H153ZM153 254H152V255H153ZM262 254L264 255V251L262 252ZM45 255H46V256H45ZM100 255L103 256V257H102L103 259L101 258ZM104 255H105V254H104ZM126 255H127V256H126ZM191 255L193 256V257L190 256V259H191L192 261L195 260V257L197 258V255H196V254H191ZM47 256H48V257H47ZM107 256H108V255H107ZM109 256H110V255H109ZM112 256H113V258H112ZM115 256L117 257V260H116V257H115ZM194 256H195V257H194ZM67 257H68V258H67ZM133 257H134V256H133ZM233 257H234V258H233ZM235 257H236V254L232 255V258L234 259V261L237 260V257H236V258H235ZM263 257H264V256H263ZM111 258H112V259H111ZM118 258H119V259H118ZM192 258H193V259H192ZM138 260H141V261L139 262ZM119 261H120V260H119ZM119 261H118L119 264H126V262H124L125 260L123 261V260L121 259V262H122V263L119 262ZM131 261H132V260H131ZM131 261H130V264H131V263L133 264V262H131ZM229 261H230V259H229ZM232 261H233V260H232ZM232 261H231V262H232ZM23 262H25V261L23 260ZM28 262H29V264H31V262H33V261H26L25 263L27 264ZM47 262H48V263H47ZM138 262H139V263H138ZM111 263H110V264H111ZM236 263H237V262H236ZM262 263H264V262H262ZM21 264H23V263H21ZM32 264H33V263H32ZM128 264H129V263H128ZM141 264H142V263H141ZM211 264H213V263H211ZM214 264H219V263L216 262V263H214ZM227 264H231V263H227Z\"/></svg>",
	"mask_w": 264,
	"mask_h": 264
}]
</instances>
